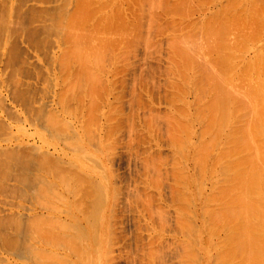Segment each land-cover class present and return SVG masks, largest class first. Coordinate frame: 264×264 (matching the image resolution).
<instances>
[{
    "label": "rangeland",
    "instance_id": "obj_1",
    "mask_svg": "<svg viewBox=\"0 0 264 264\" xmlns=\"http://www.w3.org/2000/svg\"><path fill=\"white\" fill-rule=\"evenodd\" d=\"M24 1H25V3H24ZM63 1L65 2V4ZM66 1H68V3ZM75 1H77V0H72V2H71V0H56V1L55 0H39V1L29 0V2H28V0H15L13 7H12L13 12L8 9L9 8L7 5L8 3L6 4L5 7H3V6L0 7V10H1L0 11V22H1L0 23V43L3 42L4 39L7 40L6 42H4V47H3L6 50L5 56H4V59L0 62V143H1L0 144V159H1L0 163H2L1 166L5 165L4 163L9 158L8 161L6 162V165L10 166V162L12 164L13 163L15 164L16 161H18L17 160L18 157L16 158V161L14 162L15 158L12 159L13 158V156H11L12 154L8 155L12 151H13L12 152L13 155H15V156H17L16 152H17V154H18V152L22 153L23 155L20 154L21 156L19 155V157H20V160L23 159L24 161H25V159H24V157L22 158V156L25 155V157H26L29 154L31 157V156H34L37 154L36 158H34V159L30 158V160L28 159L29 161L26 159V163H27V161L30 162L31 165H29V164L28 165L31 166L30 168L34 169L33 172H32V169L29 170V168H27L26 172H29L28 174L26 172L20 173L19 171L22 172V168L16 166V165H18L20 160L18 161L17 164H15V167L12 165L10 166V167H12L11 170L13 169L14 171L16 170L14 168L17 167V171L21 174L22 177H24L23 176L24 174L27 176L30 175V172H31L32 174L29 176L30 178H33L31 180L29 178V181L31 182V187H28V185L25 186V184H23L24 186L22 184L19 185L16 183L17 181L16 182L14 181V180L19 179V176H17V175L16 176L18 177V179L17 178L14 179L15 176L13 177V175H15V173L17 171L14 172V174H12L13 173L12 171H11V173L8 171L12 175L9 176V173L7 172L9 177H8V179L4 178V174L10 168H7L6 170H4L6 168L5 167L6 165L4 167L0 166L1 168H4L3 171L1 170V173H0V177L3 176L0 179L4 178V180H2V181L0 180V181L2 184L5 183L4 185L7 187V192H8L4 196H6V197L9 196L7 199L4 196L1 197L2 195L0 194L1 195L0 198L1 199L4 198L2 200L7 201V203L5 202L6 204H10V206L5 205L4 203H2L3 201L0 203V218H1L0 220L2 221V217H5V219L7 218L6 222H8V220H9L8 223L10 225L12 224V226L15 229H16V227L18 229L17 225H20L19 228L21 227V225H24L21 227L23 229L22 230L23 232H22V234H20V237L18 240L21 239L22 242L19 245L22 244L25 248L24 249L25 252H21L22 250L21 251L19 250L20 253H22V255L24 254L23 256L25 258L24 257L23 258H17L19 255L15 256L14 255L15 253L13 252L14 253L13 254L11 251V249L14 248L15 246L13 247V245H12L11 249L7 247L9 249V251H8V250H6L7 248L5 249L6 246L3 247V245H1V243L3 241L0 240V245H1L0 249L6 251V253H5V251L3 252L0 250V258H2V260H0L1 261L0 263L6 264L7 261L5 259H7L8 260L7 264H11V263L12 264H38V263L39 264H43V263H45V264H61V263L62 264H84V262L86 264H217V253H218V250H220V249H218V247L216 246V242L214 241V237L216 238V235H217V238H218V234H221V232H222L221 227L217 226L219 224L216 220L218 219V216L221 212L219 206H220L221 202L223 203V196H222L221 191L222 190L226 191L225 190V184H222V179L224 178V174L221 173L223 171L222 166L224 164V163L223 164H221V163L225 159L223 157V153L225 151V150H223V148L226 149V144H225V140H224L223 136L221 138L224 140V141L222 140L224 143L221 141L219 142L220 138L217 139V137H215L216 132H217V125L219 123L217 120V118H218L217 116L219 115V112L217 111V109L213 108V106H214L212 104L213 95L209 94V92L205 93V91H204V90L207 91L208 86H206V85H208V84L206 83L205 80L203 81L202 78H200L202 75V74L200 75V72H198L199 74H197V75H195L193 73V71H196L193 68H192V70H190V72H187V73L185 72L186 73V74L184 73L185 76L183 75V71H186V70L189 71V66H188L187 62L185 63V61H184L185 59L183 57H181L182 54L180 56L181 52L179 50H177V48H178V46H180V44L185 42L184 40L187 41L186 44L187 43L189 44V42H190V41H188L189 37H191L190 40H192V37L195 36V38H194L195 40L198 37L199 39H201V41H199V39H197V41L193 40V42H194L193 44L195 45V43H197L198 41L199 42L197 44H199L200 42H203L202 44L204 45V48L206 50V46H207L206 43H208L210 41L211 46H213L215 44L213 42V45H212V39L211 38L220 37L221 34L227 33L228 32L227 29H229V28H230L229 32L232 34V36L233 35H234L233 37L240 36L239 37V43L243 42V40H244L243 43H245L248 47V44H249L248 42L250 39H252L253 41H256L257 37H260V36L263 37L264 36L263 35L264 29L263 30L261 29V32L263 31V33L259 32V26H258V24H256L257 23V17H259V18L262 17L263 14H261V13H262V10L264 8H262V7H253L252 8V6H251L248 8V10L245 13L244 12L240 13L241 15L239 14L238 17H236V19H233V21L231 23H230V21L222 23L219 20L215 19L214 17H211V15H214L217 10L219 11V9H220L219 7L226 6V4L228 6L229 3H227L226 0L223 1L225 3H222V5H220L221 3L220 4L218 3V5H219V7L217 5L218 8L214 5H216L217 2H221L222 0H218V1L212 0L213 1L212 4H210L212 2L211 0H203L204 3L201 4V7H199L200 5L197 6L196 4L192 5L191 3L187 4L185 2L175 3V6H174V3H172V0H158V1L157 0H133V1L129 0V2H128V0H125V1L124 0L123 1L122 0H112V1L111 0L110 1L109 0H101V1L100 0H94L95 2L93 0H92L93 2H91L90 0L88 2V0H87L88 5L90 2L92 3V5L90 3V5H89L90 7L87 6L88 8H86V9L90 8L89 10H86L84 8V6L82 8L81 3L79 2L80 3V5H79L78 3L76 4ZM98 1H99V3H98ZM114 1H117V2H114ZM83 2L84 1L82 0V3ZM85 3H86V0H85ZM32 4H34L33 7L32 6L30 7V5H32ZM62 4L66 5V6L63 7ZM102 4H103V6H104V4H105V6L107 5V7H104V9H106V10L103 9V6H101ZM120 4H122V9L120 8L121 6H119ZM149 4H151V5H149ZM75 5H77V6H75ZM82 5H84V4H82ZM98 5L101 8L98 7ZM78 6H79V8H77ZM133 7H134V9H132ZM190 7L194 8V9H192ZM6 8H7V10H6ZM94 8H96L95 12L93 11ZM99 8L101 9V12H100V10H97ZM150 8L153 10L151 11ZM176 8H178V9H176ZM80 9H83V10L85 9V13L87 14L85 16V13L81 10L82 15H80V16H82V19L79 18L80 16H78L79 14H81V13H79ZM249 9H250V11H249ZM256 9H257V11H256ZM70 10H72V11H70ZM77 10H78V15L76 16L77 12H74V11H77ZM96 10L99 12H97ZM87 11L88 12L90 11V13L91 12L92 13L94 12V13L90 14ZM120 11H121V13H120ZM122 11L125 13V15H123L124 13ZM137 11H139V12H137ZM185 11H187V12L185 13ZM214 11H215V13H214ZM260 11H261V13H260ZM73 12L75 13V16L72 15ZM108 12L110 15L108 14L109 16L107 17ZM150 12H153V13H151L152 16L150 15ZM177 13H179V14H177ZM52 14H53V16H51ZM58 14H59V16H58ZM60 14H61V17H60ZM69 14L71 16H73L74 19H72V17ZM111 14H112V16H111ZM147 14H148V16L149 15L150 16L148 17ZM163 14H165V15H163ZM169 14H171V15H169ZM248 14H249V16H248ZM67 15H69V16H67ZM155 15L159 16V17H156ZM175 15H176V17H175ZM56 16H57V20H59L58 17L62 18V20L60 19L59 21H57ZM91 16H94V17L91 18ZM124 16H126V17H124ZM182 16L185 17L184 18L185 20L183 19ZM198 16H201V18L199 17V19H198ZM240 16L243 18H241ZM255 16H257V17H255ZM67 17H69V18L67 20H65ZM75 18H76V20H75ZM87 18H89V19H87ZM97 18H99V19H97ZM162 18L164 19V21ZM178 18L182 19L183 22H181V20ZM1 19L3 21L7 20L9 22L8 23L9 26H8V28H5L6 31L4 33L1 31V27H3L2 24L4 23ZM84 19H86V20H84ZM104 19H108V20H104ZM140 19H142V21ZM151 19H152V21H151ZM167 19H169V20H167ZM249 19H250V21H249ZM263 19H264V16H263V18H261L262 23H264ZM82 20H84V22H85L84 24H83ZM244 20H246V21H244ZM7 21H5V22L7 23ZM79 21H81V23ZM100 21H102V22H100ZM109 21L111 22V25H113V26H111V25H110L111 27L109 26V23H110ZM174 21H176V22H174ZM179 21L181 22V24ZM206 21H207V23H206ZM208 21H210L211 24H208ZM243 21L246 22L245 25H248L249 27H251L253 25V28L251 27L249 30L248 29L249 27L247 26V28L245 27L243 29H240L241 25H242L241 28L244 27ZM248 21L251 25L248 23ZM157 22L160 24H158ZM171 22H173V23H171ZM60 23L63 25L62 27L60 26L61 25ZM104 23H106V24H104ZM127 23H128V27H127ZM146 23H148L147 24L148 26L146 25ZM240 23H242V24H240ZM170 24L171 25L175 24V25L173 27ZM223 24H224V26H223ZM76 25H77V28H76ZM121 25H122V27H121ZM188 25L189 26L191 25L193 29L191 28V26H190V29H187ZM197 25L200 26L201 28L202 27L203 28L200 31V27H198V31H195L193 33L194 29L196 30ZM211 25L213 26V29L215 28L214 30L212 29L213 31L216 30L215 32H212V30H211L212 26ZM230 25L233 26L232 27L233 29H231ZM78 26L80 27V29L78 28ZM81 26H83V29L81 28ZM88 26H89V28H88ZM105 26H107V27H105ZM114 26L116 29L114 28ZM226 26H227V28H224ZM56 27H58V28H56ZM84 27H87L88 29L85 28V31H84ZM220 27H222V28H220ZM235 27H236V29H234ZM74 28H76V30H74ZM107 28H109V29H107ZM147 28H151V29H147ZM171 28H173V29L171 30ZM185 28L187 29V31L185 30ZM223 28L225 30H223ZM262 28H264V24H262ZM207 29L209 30V32ZM238 29L240 31H238ZM247 29L249 30L248 33L246 32ZM69 30H70V32H69ZM95 30L97 31L96 33L94 32ZM98 30H100V31H98ZM149 30H151V31H149ZM170 30L173 33L170 34V32H171ZM177 30L180 32L182 30H185L186 32L184 31L183 34L182 33L177 34V33H180ZM242 30H245V32L247 33L246 36H248V34H249L252 36V38H251V36H249V37H245L246 39H248L247 41L245 40V38H243V40L240 41V39H242V36L244 34V32H243L242 36L239 35V34H241L240 32H242ZM255 30L258 32L256 33ZM63 31H65V32H63ZM66 31L69 32L70 34H74L73 36L75 37V39H77L79 37L80 39L78 38V40H80V41L85 39L84 37L86 35H84V34H86V33L90 34V32L91 33L94 32V33H92L91 35H88L87 37H89V36H93V37L96 36L97 37L98 36L97 33H98L99 36L101 35L100 36L101 38H104V40L107 37H110L112 35V32H113V34L116 33L115 35H117L118 38H116L115 35H112L114 37L111 36V39L107 38L108 41L110 40V43L107 41L108 44L105 43L106 47H104L105 46V45H103L104 41H103V39H101V41H103L102 42L103 43L102 48H108V46H109V48L106 49V51L104 52V55L105 54L107 55L104 58L101 56L103 54V52L101 55L97 54V55H95L96 58H93L95 60V65L97 63L96 59H97V57H99V55L101 56V58L99 57V59H101V60L103 59L102 60L103 62H101V60L98 59L102 63L101 65L98 64V66L101 67V68H99V70H98L97 65L94 66L92 64V62L90 63V61L92 59H91V56L89 55V53H90L89 51H87V57H85L86 56V53H85L86 52V50H85L86 44L85 43H87V42L83 41L84 43L82 45H80V46L84 45V47H79L80 52L85 53V56L81 54L82 59L81 58L80 59L83 60L85 58L84 60L86 61V58H87V60H88L87 63H84L85 61H82L83 62L82 64L84 65V67L89 66V67L93 68V70H95V71H93L94 73H91V71H90L91 75L92 74L95 75L94 77L92 75L93 79H91L88 75H86L87 74L86 71H81L83 69L82 68L83 66H80V64H79L80 63L79 57H78V59H79L78 64L80 66L79 69H77V66H74V63H76L75 62L76 58L74 59L71 56H72V52L75 53V51H71L72 49H70V48H72V46L71 47L69 46L70 47L69 48L68 44H66L67 42H69V41H67L69 39L68 37L71 36ZM86 31H88L89 33ZM101 31L102 32L104 31V32L102 33ZM121 31H123V34L121 33ZM233 31H235L234 34H233ZM250 31L251 32L253 31V32L250 33ZM75 32H76V34H75ZM109 33H111V35ZM130 33H131V35H130ZM159 33H161V34H159ZM67 34H69V35H67ZM106 34H108V35L106 36ZM125 34L126 35L128 34L129 37H128V35L125 37ZM137 34H139L140 36ZM162 34H164V35H162ZM200 34L204 35V36H201ZM119 35H121V38L119 37ZM145 35H146V38H145ZM148 35H149V37H147ZM174 35L178 36V38H176ZM257 35H259V36H257ZM207 36H208V38L210 37V39H211V40H208V42H206ZM255 36H257V37L254 38ZM136 37L137 38L140 37V38L137 39ZM171 37H173V38H171ZM179 37H181V40H183L182 37H185L183 42L179 40ZM187 37H188V40H187ZM73 38L71 36L70 39H72V41H73L74 40ZM149 38L151 39V42H153L154 44L157 41L158 45L157 44L154 45L153 43H151ZM154 38H155V40H153ZM174 38H176V39H174ZM64 39H66V40H64ZM96 39L97 38H95V40ZM122 39H124V40L127 39L128 41H126V40L121 41ZM147 39L149 40L148 41L149 43L145 42ZM165 39H167V40H165ZM170 39L179 40L180 44L176 43L177 48L175 49V51L173 50V48L175 46V45H173V43L178 42V41H174V42L172 41L173 43L170 44V42H171ZM78 40L77 41L75 40V42H78ZM85 40H87V39H85ZM113 40H116V41L119 40L121 43L118 41L117 42L113 41ZM89 41H90V43H87L89 45V47H91V45L96 46L97 42H95L94 39L88 40V42ZM204 41H205V44H204ZM94 42H95V44H94ZM105 42H106V40H105ZM115 42L117 44H115ZM73 43H74V41H73ZM78 43H81V42H78ZM78 43H76V44L78 45ZM126 43H127V45H126ZM147 43H148V47H146ZM160 43H161V45H160ZM191 43L192 42H190V44ZM71 44H72V42H71ZM143 44L145 46H143ZM149 44H151L150 45L151 47H149ZM202 44L200 43L197 46L196 45L193 46V50L196 47H198V48H200V49H198V51H200V53H201L202 52L201 50L204 49V48H202L203 47ZM245 44H243V45L246 46ZM250 44L252 45L253 43H250ZM99 45L102 46L101 44H99ZM170 45L173 47L171 48ZM200 45L202 47H199ZM243 45H240L239 47H241ZM258 45H259V43L257 44V46ZM169 46H170V49H172L173 51L169 49ZM184 46H185V44H184ZM211 46L209 45L208 48L210 49ZM65 47L70 49V50L69 49L66 50L67 51L66 54L64 53V52H66V51H64ZM123 47H124V49H123ZM130 47H131V49H130ZM143 47H146L145 50L148 49L151 52L148 50H147L148 52L144 51ZM83 48H85V49H83ZM119 48H120V50H119ZM125 48H126V50H129L130 53H127L129 51H125ZM156 48H157V50H156ZM166 48L168 50V52H167L168 54L166 53V51H167ZM212 48H213L212 51L208 53L210 56L204 53V57H205L207 62L205 61L204 58H202V57H200V58L203 59L202 62L204 63V65H207L206 67H208V70L210 69V72L214 71V69H215L216 70V71H214L215 73L217 72V74H218V72H219L222 75L223 73L221 72V70H222L223 66L220 65V63L222 62L221 59L223 58L222 53L220 51L216 50L217 48H215V46H213ZM109 49L112 50V52ZM134 49H135V51H132ZM214 49L216 51H214ZM83 50H85V51H83ZM101 50H103V49H101ZM108 50H109V52H108ZM169 50L173 53L170 54L171 52ZM196 50H197V48H196ZM68 51H71V53ZM106 52H108V53H106ZM117 52H119L120 55H116V54H119ZM215 52L216 53L219 52L217 54H221V55L215 56L216 55ZM248 52H249L248 49L246 51H237L236 52V56H238V55L239 56H242V55L245 56V57H241L240 59L239 58L237 59V61H241L240 62L241 64L239 62H237V65L239 63V65L237 66L239 71L242 68L243 61H245L247 57L250 58L252 56V53L250 52V54H249ZM95 53L96 52H94V54ZM124 53L127 54L128 57H127V55H124ZM195 53H197L196 54L197 56L194 54L193 57L197 58L198 54H200V53H198V52H195ZM206 53H207V51H206ZM76 54H77V52H76ZM92 54L93 53H91V55ZM169 54H170V56H168ZM81 55H80V57H81ZM172 55L175 58L177 57V59H178V57H179V59L182 58L181 60H179L180 63L175 58L173 60ZM119 56L120 57L122 56L121 57L122 61H121ZM199 56H201V55H199ZM202 56H203V54H202ZM206 56H208V58ZM51 57H52V59H51ZM210 57L212 60L210 59ZM219 58H221V59H219ZM216 59H217V61H216ZM0 60H1V54H0ZM69 60L70 61L73 60V61H71L72 63ZM107 60L109 62L110 61L111 62L109 63ZM115 60H117V61H115ZM99 61H98V63H99ZM253 61H254L253 59H250L249 62H253ZM60 62H61V65H59ZM125 62H126V64H125ZM170 62H172V63L175 62V64H172L174 66L170 65ZM203 63L200 66H204ZM215 63H217V64H215ZM85 64H87L88 66H86ZM166 64H167V67H166ZM179 64H180V66H177ZM184 64H187V65L184 66ZM250 64L251 63L248 64V68L246 67L247 69H245L244 71L241 69L245 73V74H243V75H245V78H242L243 81L237 77V75H239L238 73H240V72H241L240 77L242 75V71L239 72L238 69L235 71L232 69L233 71L231 70V72L229 69L228 76H230V75L232 76V73L235 72L234 73L235 75L233 74L232 77L230 76V82H229L230 84H228L227 81L224 80V79H227L228 77L227 78H225V77L221 78V79H223V81H221V79H219L220 76L217 77L219 74L218 75L216 74L217 75L216 77L219 79V81L222 85H224L226 82L227 85L233 86L235 84H233V83L231 84V82H233L234 78H235V80H237V78H238L239 82H241L240 83L241 86L244 84H245L244 86H246V83H244V82H247L248 77H249L250 81L252 82V78L255 79L258 76V75L257 76L255 75V72H256L255 68L253 69V67H255L254 64H253V66L251 64V67H250ZM208 65H211L213 70H211L210 66H208ZM112 66H114V68ZM170 66L172 67L173 70L176 68L179 69L178 67L182 66V68L180 70H174L175 73L178 72L176 75L179 76L178 78L181 77L180 80L177 78V76H175V73H173L174 75L172 74L173 71H171V72L167 71L169 69L172 70ZM74 67L76 69H74ZM174 67H176V68H174ZM226 67L227 66L224 65V69L226 70V71H224V69H223L224 73L228 72ZM249 67H250V69H249ZM185 68H186V70H185ZM84 69L87 70L86 68H84ZM182 69H183V71H182ZM251 69L254 70L253 74H252L253 71ZM64 70H65V72H64ZM259 71H262V73H260ZM263 71H264V64H262V66H260V68L258 69V72L256 74L260 73L261 75H264ZM214 72H212V73L215 75ZM192 73L194 74V76L196 78L193 76ZM195 73H197V71ZM165 74H167V75H165ZM252 75H255L256 77L255 76L253 77ZM192 76H193V82H191ZM86 77L89 78L87 81L85 80ZM188 77H189L190 81H189ZM77 78L78 79H80V78L84 79V80L81 79L82 80V82H80V83H82L81 85H80L79 81L76 80ZM170 78H172V79H170ZM71 79H72V81H71ZM177 79L179 80V82L180 81H182V82L179 83L177 81ZM249 79H248V81H249ZM227 80L229 81V78ZM77 81L79 84L77 83ZM88 81H90V82H88ZM174 81H175V83H174ZM72 82H74V84ZM94 82H95V84L92 85V83H94ZM242 82L244 84H242ZM66 83L69 84L70 87L76 86L75 87L76 89L73 87L72 91H71L70 87L68 85L67 86L69 88L66 86ZM181 83H182V85H180ZM76 84H78L79 88L77 87ZM173 84H174V86H173ZM199 84H201V87ZM71 85H73V86H71ZM105 85H106V88H105ZM197 85H199V86H197ZM249 85H251L250 82L247 86L249 87ZM80 86H82V87H80ZM169 86H171V87L173 86L172 89ZM178 86H179V88H178ZM183 86H184V88H186L185 90H184ZM81 88H84V89H81ZM93 88L95 91L93 90ZM174 88H176L177 90ZM192 88L194 90L198 89L199 91L198 90L194 91ZM69 89H70V91H69ZM172 90H174V91H172ZM178 90H179V92H178ZM244 90H245V88H244ZM187 92L189 93L188 95H187ZM91 94H92V96H91ZM182 94H183V96H182ZM203 94H205V96L207 98L206 97L204 98ZM174 95L175 96L178 95V96L175 97ZM197 95L200 97L198 98ZM179 96H181V97H179ZM91 97H92V100H91ZM200 98L202 99V101H204V99H206L205 102H202V101L198 102V100H201ZM171 99L172 100L174 99L175 101L174 100L172 101ZM181 99H182V101H181ZM59 100H61V101H59ZM177 100H180V101H178V103H177ZM173 102H174V104H173ZM200 102L203 104H201ZM175 103H176V105H175ZM178 104H179V106H178ZM196 104H199V106L197 105L198 107L197 106L195 107ZM205 106H206V108H204ZM194 109H195V112H193ZM206 109H207V111H206ZM172 110H173V112H172ZM213 110H216L215 112H217L218 114L215 116L212 115V114H215L213 112ZM182 113H184L186 116L183 115ZM196 114H198V116L200 118L199 121L197 120L198 116ZM202 114H206V115H204V117H203ZM178 115H179V117H178ZM167 116H168V118H167ZM176 116L179 120L177 118H175ZM180 116H181V118H180ZM213 116L215 118H213ZM166 118H167V120H166ZM207 119H208V121H207ZM213 119H214V121H213ZM183 120H185V121H183ZM187 120H189V121H187ZM193 120L195 121V123ZM18 121H20V122H18ZM92 121H93V123H92ZM171 121L172 122L174 121L175 124H173ZM189 122L191 123L190 125H189ZM209 122H211V125ZM212 122L214 124H212ZM245 122H246V120H245ZM249 122L250 121H248L246 123H249ZM168 123H170V124H168ZM181 123L183 125H181ZM202 123L204 124V126ZM216 123H217V125H216ZM243 123H244V121H243ZM167 124L169 126H167ZM174 126H176V127L174 128ZM182 126H183V128H182ZM209 126H211V128ZM213 126H214V128H213ZM245 126H246V124H245ZM18 128H19V130H18ZM170 128H172L176 131L178 130L179 133L175 131L174 133H178V134H176V136L174 134L171 135L172 130ZM184 128H187V129L184 130ZM192 128L194 131L192 130ZM209 130L211 131L210 132L211 134L208 137L207 134L209 133ZM222 130H223V128H222ZM182 131H186V132H183V135H181L180 133ZM199 132L202 134L201 136H200ZM213 132H214V137L217 141L213 140L214 139ZM204 133H206V134L203 135ZM186 136L188 138H189V136H191V137H190V139H188ZM177 137L180 140L182 138V141H180L179 139L177 140L176 139ZM199 137H201V141L198 142V139H200ZM6 138L12 142H10L9 140L6 141L7 140ZM207 138H209V139H207ZM186 139H188V140H186ZM210 139L212 141H210ZM44 140H45V142H44ZM86 140H87V142H86ZM202 140H203V144H202ZM213 141L216 142V144H215L216 148H215V146H213L215 143ZM41 142H43V143H41ZM173 143H174V146H173ZM222 143L224 146H222ZM181 144H182V146H181ZM205 144H206V146H204ZM208 145H212V146L209 148ZM185 146L187 147V149ZM195 146H196V148H195ZM11 147H12V149H11ZM33 148H35V149H33ZM54 148H57L58 151ZM58 148H60V149H58ZM180 148H182L183 151ZM55 150H56V152H55ZM219 150H221V152ZM41 152H44L45 155H43V153H41ZM193 152H194V154H193ZM34 153H36V154H34ZM86 153H88L89 155ZM90 154H92V155H90ZM216 154L218 156H216ZM3 155H5L6 157ZM46 155H49V157L47 156V158H46ZM50 155H51V157L53 155L55 160H53L50 157ZM63 155H65V156H63ZM74 155H75V161L76 162L78 161L76 164L74 163L75 162L74 157H73ZM173 155H175V157ZM190 155H192V156H190ZM205 155H206V157H205ZM66 156H67V158H66ZM69 156H70V158H69ZM76 156L78 159L76 158ZM78 156L80 157V159ZM4 157L7 159H5ZM42 157L44 158L43 160H48V158H50L49 159L50 163H47V166H48V164L51 165L53 163V161H55L58 164L62 163V164H59L61 167L57 164L58 166L56 168L59 169L58 171H60V168H61V170L65 173H62V171H60L61 175L59 173H56V174H59V176H57L56 174H53L54 173L53 170L55 168L52 169V167H54V165L53 166L51 165L52 167L50 166V168L47 167V169L45 167L46 166L45 164H43L45 166L40 165L41 167L40 166L39 167L42 170L38 166L34 167V165H39L38 160H41ZM2 158H4L3 159L4 161L2 160ZM26 158H28V157H26ZM68 158L70 159V161ZM222 158H224V159L222 160ZM32 159L35 161V163L33 162ZM89 159L93 160L95 162L96 166L94 165V162L93 163L88 162V161H91ZM9 160H10V162H9ZM57 160H58V162H57ZM80 160H82L83 163ZM176 160H177L178 164H176L177 163ZM181 160H182V162L180 163ZM1 161H3V162H1ZM36 161H38L37 162L38 164L36 163ZM67 161H69V162H67ZM71 161L73 164V165L71 164L72 166L69 164V163H71ZM8 162H9V164H8ZM31 162H33V164ZM65 162L67 165L64 164ZM56 163H54V164H56ZM85 163H87V165ZM218 163H220V164H218ZM68 164L71 166V167H69L70 169L67 167ZM77 164H79V165H77ZM80 164L83 168L80 167ZM144 164H145V166H144ZM204 164H205V166H204ZM25 165L26 164L24 163V166ZM28 165H26V166L28 167ZM74 165H75V167H74ZM89 165L92 167H90ZM172 165H175V166L177 165V166L176 167L174 166V169H173ZM213 165L216 167L214 168ZM217 165H220V166H218V168H221L218 170L219 173L217 172V169H218ZM62 166H63V168H62ZM76 166H77V170H75ZM88 166H89L90 170H89V168L87 169ZM180 166H184V167L181 168ZM18 168H20L21 170H19ZM24 168H26V167H24ZM208 168H211V169H208ZM64 169H66L67 172L64 171ZM206 169L209 171H207ZM23 170L25 171V169H23ZM87 170H89V171H87ZM202 170H204V172L206 171L207 173L204 175V172ZM220 170H222V171H220ZM3 172H4V174H3ZM84 172H87V174L89 176L87 177V175H85ZM91 172H92V174H91ZM186 172H187V174H186ZM201 172H203V174ZM210 172H213V175ZM19 173H18V175H19ZM74 173H75V175H74ZM89 173L91 174L92 177L90 176ZM38 174H40V175H38ZM210 174L212 176L215 175V177H212ZM217 174H219V176ZM33 175L36 176V178L31 177ZM52 175H54V176L56 175L57 179H56V177L54 179V177ZM71 175L75 176V179L72 178ZM203 175H204V177H202ZM62 176H64V177H62ZM208 176H209V181H207ZM58 177L60 179H58ZM82 177H83V179H82ZM85 177H87V179L88 178L89 179L86 181V179L84 180ZM173 177H174V179L175 178L176 179L174 180ZM211 177H212V179H210ZM70 178H72V180ZM79 178H80L81 182H80ZM215 178L217 180H218V178L221 179L220 182H218L217 180L215 181ZM34 179H36V180H34ZM196 179L199 181H197ZM37 180H39V183L37 182L38 184L35 182ZM3 181H4V183H3ZM9 181H11V182H9ZM19 181H21V179H19L18 182ZM29 181H27L28 184H30ZM40 182H41V184H40ZM45 182H47V183H45ZM177 183H179V184H177ZM209 183H210V185H209ZM215 183L217 185H215ZM34 184H36V185H34ZM40 185H42V189H41L42 191L39 190L40 192H38L37 189H35V188H38V186L40 188ZM212 185H214V186H212ZM43 186H45V187H43ZM65 186L68 188L67 189L68 191H66L67 193L65 192V188H66ZM215 186H216L217 190L215 189ZM1 187H3V185ZM23 187H26V188L28 187V188H33V189H31V190L28 189L29 192H27V191H25L26 188H25V190H23ZM74 187L76 189H74L73 191L76 192L75 194H77L76 197H74V198H77V199H74L72 197V195L70 194L71 193L70 191H72V188H74ZM183 187H186L184 189L186 190V193L188 192L187 194L184 193L185 190L184 191L182 190ZM211 187L212 188L214 187V189H213L214 191L210 190ZM2 189L6 190V188H4V187L0 188V190H2ZM18 189H20L21 191H19ZM69 189H71V190L69 191ZM33 190H36V191H33ZM22 191L24 193H22ZM13 192H15V193L17 192L16 195H14ZM19 192H21V194ZM68 192H69V195H68ZM199 192H201V193H199ZM64 193H66V194H64ZM13 195H14V197H12ZM53 195L57 196V197L54 198ZM59 195L62 197H60ZM22 197H23V199H21ZM205 197L207 198V201L209 203L210 202L215 203L217 201L218 204L215 203L214 205H216V206H212L213 204L212 203L209 204L206 201ZM51 198H53L54 201ZM99 198H100V200H99ZM35 199H37V200H35ZM220 199H221V202H220ZM41 201L44 204H42ZM74 201H76V202H74ZM202 201H203V203H202ZM204 201H206L208 204L207 203L204 204L205 203ZM50 203H53L52 207L55 206L53 208H56V209L53 211H55L56 214H53L55 212L51 211L48 208L49 205H51ZM43 205L45 207L47 206L46 208L48 210L45 208L43 209L42 208V207H44ZM201 206H203V207H201ZM58 207H59V210H58ZM85 209L88 212L85 211ZM211 209H213V210H211ZM77 210H78V212H77ZM50 211H51V213H50ZM94 211H95V213H94ZM189 212H190V215H189ZM16 213H18V216H16L17 215ZM155 213H156V215H155ZM213 214H214V216H213ZM9 215H12L11 217H12L13 223L18 220V222H21V224L18 223L16 225L17 222L15 224H13L11 222V219H10L11 217L10 218L8 217ZM20 215H22L21 218H20ZM53 215H55L58 218V220ZM176 215H179V216H176ZM66 216H67V219H66ZM204 216L206 219L204 218ZM207 216H208V218H207ZM49 217L51 219H52V217H55V219L57 220L55 223L58 224L57 222H59V224L60 223H62V224H60V226H56V227L54 225H52V227H54V228H51V226H50L51 224H49V222H48ZM178 217H182V219L179 218L177 220ZM186 217H188V218H186ZM19 218L21 219V221L19 220ZM23 218H24V220H23ZM89 218L90 219L92 218L93 222H91V220ZM55 219L53 218V220H55ZM86 219H88V220H86ZM36 220H38V222L40 221L39 224H37ZM179 220L180 221L183 220V221L179 222ZM185 220H187L189 222H187ZM1 221H0V225H1ZM46 221H47V223H46ZM63 221L65 222V227H63V224H64ZM89 222L93 223L94 225L90 224ZM183 222H184V225H182ZM205 222H207V223H205ZM34 223H35V225H34ZM47 224H49L50 227ZM203 224L204 225L206 224V225L204 226ZM208 224L211 226H215V227L217 226V227L212 228L211 226L209 227ZM91 225L93 226V228ZM180 225H181V227H180ZM4 227L5 226H3V228ZM13 227H9L12 230L11 229H7V230L3 229L4 231H2V229L0 228V230H1L0 234L1 235H2V232H5V236L7 235V238L11 237V235H12L13 238L12 237L10 238V242H11V239L12 240L14 238L16 239L18 237L17 235L19 234L18 232L16 234L17 229L13 230ZM179 227L181 230H179ZM206 227L207 228L209 227V229L207 230ZM52 229H54V230L52 231ZM193 229H195V230H193ZM211 229H212V233H210ZM216 229H217V231H216ZM19 232H21L20 229H19ZM73 232H75V233H73ZM179 232L181 233L180 235H179ZM14 233H15L16 237H15V235H13ZM193 233L195 236H193ZM208 234H210V235H208ZM3 235H4V233H3ZM64 235H68V236H64ZM210 236L212 238H210ZM184 237L187 239H185ZM7 238L5 237L4 239H7ZM211 239H212V241H211ZM8 240H9V238H8ZM18 240L16 243H18ZM216 240H218V239H216ZM74 241H75V243H74ZM181 241H182V243H181ZM205 241H207V242H205ZM72 242L74 243V245H72L73 244ZM76 242H77V244H76ZM82 242H84L83 245H82ZM202 242H203V244H201ZM214 242H215V244H214ZM12 243H15L14 240ZM51 243H54V244H51ZM185 243H186V245H185ZM211 243H213L212 244L213 246L212 245L210 246ZM47 244H49V245H47ZM187 244L189 245V247ZM207 244L209 246H207ZM10 245H11V243L9 244V246ZM84 245H85V248H84ZM75 246H77V247H75ZM1 247L4 249H2ZM78 247L81 249V250L79 249V253H77ZM209 247H215V248H212V251H211V248H209ZM19 248L17 247V249H19ZM34 248H36V250ZM74 248H76V250ZM17 249H16V251H17ZM47 251H49V252H47ZM85 251H87V252H85ZM157 251H158V253H156ZM7 252H8V254H7ZM81 252L83 253V255L81 254ZM105 252H106V254H105ZM154 252H155V254H154ZM10 253H12L13 255L12 254L10 255ZM35 253H36V255L34 256L33 254H35ZM58 254H59V256H57ZM60 256H62L61 258L63 260L61 258H59ZM3 258H5V259H3ZM35 258H36V260H35ZM44 258H45V260H44ZM48 258H49V260H48ZM51 259L53 261H51ZM184 259H187V260L184 261ZM34 260L38 261V262H34ZM9 261H11V262H9ZM39 261H41V262H39ZM201 261H202V263H201Z\"/></svg>",
    "mask_w": 264,
    "mask_h": 264
},
{
    "label": "bare ground",
    "instance_id": "obj_2",
    "mask_svg": "<svg viewBox=\"0 0 264 264\" xmlns=\"http://www.w3.org/2000/svg\"><path fill=\"white\" fill-rule=\"evenodd\" d=\"M14 1L15 0H0V7H5L6 6V4L8 5V9L10 10V11H12V7H13V4H14ZM35 1V0H34ZM36 1H39V0H36ZM56 1V0H55ZM78 1V2H77ZM77 1H75V3L77 4H79L80 5V3H81V6H82V8H83V6H84V8L86 9V8H88L87 6H89L90 5V3L91 2H93L92 0H90L91 2L89 3V5L87 4V0H86V3H85V0H83L84 2L82 3V0L80 1V0H77ZM101 1V0H100ZM110 1V0H109ZM112 1V0H111ZM123 1V0H122ZM125 1V0H124ZM133 1V0H132ZM158 1V0H157ZM212 1V0H211ZM213 1H216V0H213ZM213 1L210 3V4H212L213 3ZM218 1V0H217ZM223 1H225V0H222L221 2H217L216 3V5H214V6H216L217 7V5H218V3L220 4V5H222V3H225V2H223ZM28 2H29V0H28ZM64 2V1H63ZM67 3H68V1H66ZM71 2H72V0H71ZM80 2V3H79ZM88 2H89V0H88ZM95 2V1H94ZM114 2H117V1H114ZM113 2V3H114ZM119 2V1H118ZM128 2H129V0H128ZM131 2V1H130ZM160 2V1H159ZM182 3V2H185V3H187V4H196L197 6H199V7H201V4L202 3H204V1L203 0H172V3H174V6H175V3ZM226 2L227 3H229V5L227 6V4H226V6H221V7H219V5H218V7L220 8L219 9V11L217 10L216 11V13H215V11H214V15H211L210 13V15H211V17H214L215 19H217V20H219L220 22H222V23H225V22H229L230 21V23L233 21V19H236V17H238V15L240 14V13H242V12H246L247 10H248V8L249 7H251L252 6V8L253 7H262V8H264V0H226ZM20 3V2H19ZM24 3H25V1H24ZM23 3V4H24ZM27 3V2H26ZM74 3V4H75ZM98 3H99V1H98ZM122 3V2H121ZM64 4H65V2H64ZM72 4V3H71ZM82 4H84V5H82ZM96 4V3H95ZM140 4V3H139ZM148 4V3H147ZM160 4V3H159ZM33 5L34 4H32V5H30V7L32 6L33 7ZM61 5V4H60ZM63 5V4H62ZM86 5V6H85ZM91 5H92V3H91ZM117 5V4H116ZM141 5V4H140ZM149 5H151V4H149ZM180 5V4H179ZM178 5V6H179ZM208 5V4H207ZM64 6H66V5H63V7ZM75 6H77V5H75ZM101 6H103V4L101 5ZM110 6V5H109ZM119 6H121L120 8L122 9V4H120ZM203 6V5H202ZM206 6V5H205ZM71 7V6H70ZM90 7V6H89ZM98 7H100L99 5H98ZM104 7H107V5L105 6V4H104V6H103V9H104ZM125 7V6H124ZM132 7V6H131ZM164 7V6H163ZM182 7V6H181ZM204 7V6H203ZM217 7V8H218ZM77 8H79V6L77 7ZM76 8V9H77ZM101 8V7H100ZM97 9V10H100V12H101V9ZM110 8V7H109ZM116 8V7H115ZM114 8V9H115ZM137 8V7H136ZM190 8H192V7H190ZM197 8V7H196ZM207 8V7H206ZM205 8V9H206ZM212 8V7H211ZM210 8V9H211ZM85 9L83 10V9H80V11H79V13H81V10L85 13ZM90 9V8H89ZM89 9H86V10H89ZM95 9L96 8H94V12H95ZM102 9V10H103ZM132 9H134V7L132 8ZM131 9V10H132ZM148 9V8H147ZM165 9V8H164ZM176 9H178V8H176ZM192 9H194V8H192ZM260 9V8H259ZM258 9V10H259ZM6 10H7V8H6ZM79 10V9H78ZM78 10L77 11H74V12H77L76 13V16L78 15ZM92 10V9H91ZM96 10V11H97ZM104 10H106V9H104ZM116 10V9H115ZM119 10V9H118ZM117 10V11H118ZM150 10L152 11L153 9H151L150 8ZM159 10V9H158ZM169 10V9H168ZM185 10V9H184ZM264 10V9H263ZM262 10V13H261V11H260V13L261 14H263L262 15V17L261 18H263V16H264V11ZM1 11V10H0ZM70 11H72V10H70ZM69 11V12H70ZM108 11V10H107ZM157 11V10H156ZM174 11V10H173ZM189 11V10H188ZM249 11H250V9H249ZM254 11V10H253ZM256 11H257V9H256ZM13 12V11H12ZM63 12V11H62ZM73 12V16H75V13ZM88 12V11H87ZM93 12V13H94ZM97 12H99V11H97ZM96 12V13H97ZM119 12V11H118ZM123 12V11H122ZM137 12H139V11H137ZM141 12V11H140ZM187 11H185V13H186ZM59 13V12H58ZM88 13H90V11L88 12ZM92 13V12H91ZM90 13V14H91ZM92 13V14H93ZM95 13V14H96ZM120 13H121V11H120ZM124 13V12H123ZM146 13V12H145ZM151 13H153V12H150V15H151ZM159 13V12H158ZM165 13V12H164ZM198 13V12H197ZM205 13V12H204ZM203 13V14H204ZM251 13V12H250ZM67 14V13H66ZM71 14V13H70ZM69 14V15H70ZM104 14V13H103ZM109 14V12L107 13V17L110 15H108ZM127 14V13H126ZM140 14V13H139ZM149 14V13H148ZM148 14H147V16H148ZM177 14H179V13H177ZM181 14V13H180ZM208 14V13H207ZM57 15V14H56ZM69 15H67V16H69ZM80 15H82V13L81 14H79L78 16H80ZM87 14L85 13V16H86ZM105 15V14H104ZM123 15H125V13L123 14ZM149 15V16H150ZM159 15V14H158ZM163 15H165V14H163ZM169 15H171V14H169ZM201 15V14H200ZM241 15V14H240ZM251 15V14H250ZM254 15V14H253ZM252 15V16H253ZM2 16V15H1ZM51 16H53V14L51 15ZM58 16H59V14H58ZM71 16V15H70ZM73 16H71L72 17V19H74L73 18ZM99 16V15H98ZM103 16V15H102ZM111 16H112V14H111ZM148 16V17H149ZM152 16V15H151ZM156 16V15H155ZM174 16V15H173ZM188 16V15H187ZM193 16V15H192ZM204 16V15H203ZM208 16V15H207ZM245 16V15H244ZM248 16H249V14H248ZM258 16V15H257ZM257 16H255V17H257ZM50 17V16H49ZM60 17H61V14H60ZM60 17H58L59 18V20L61 19L62 20V18H60ZM66 17V16H65ZM92 17H94V16H91V18ZM97 17V16H96ZM100 17V16H99ZM122 17V16H121ZM124 17H126V16H124ZM129 17V16H128ZM133 17V16H132ZM147 17V18H148ZM156 17H159V16H156ZM162 17V16H161ZM175 17H176V15H175ZM178 17V16H177ZM181 17V16H180ZM183 17V16H182ZM194 17V16H193ZM199 17L201 18V16H198V19H199ZM210 17V18H211ZM241 17V16H240ZM239 17V18H240ZM251 17V16H250ZM254 17V16H253ZM252 17V18H253ZM69 17H67L65 20H67ZM78 18V17H77ZM79 18H81L82 19V16H80ZM86 18V17H85ZM106 18V17H105ZM111 18V17H110ZM138 18V17H137ZM185 17H183V19H184ZM209 18V17H208ZM207 18V19H208ZM241 18H243V17H241ZM248 18V17H247ZM246 18V19H247ZM261 18H259V17H257V23L256 24H258V26H259V32H261V29L263 30L264 28H262V24H264V23H262V20H261ZM5 19V18H4ZM50 19V18H49ZM87 19H89V18H87ZM97 19H99V18H97ZM96 19V20H97ZM103 19V18H102ZM101 19V20H102ZM109 19V18H108ZM108 19H104V20H108ZM124 19V18H123ZM145 19V18H144ZM150 19V18H149ZM158 19V18H157ZM161 19V18H160ZM163 19V18H162ZM166 19V18H165ZM175 19V18H174ZM178 19H180V18H178ZM192 19V18H191ZM194 19V18H193ZM203 19V18H202ZM214 19V20H215ZM2 20V19H1ZM56 20H57V16H56ZM59 20H57V21H59ZM64 20V21H65ZM75 20H76V18H75ZM80 20V19H79ZM84 20H86V19H84ZM84 20H82V22H83V24L85 23L84 22ZM125 20V19H124ZM123 20V21H124ZM141 21H142V19H140ZM148 20V19H147ZM146 20V21H147ZM155 20V19H154ZM167 20H169V19H167ZM176 20V19H175ZM181 20V22H183V20L182 19H180ZM185 20V19H184ZM240 20V19H239ZM3 21V20H2ZM5 21H7V20H5ZM5 21H3L2 23V25H3V27H1V31L4 33L5 31H6V29L5 28H8V21H7V23L5 22ZM72 21V20H71ZM70 21V22H71ZM74 21V20H73ZM88 21V20H87ZM113 21V20H112ZM128 21V20H127ZM135 21V20H134ZM139 21V20H138ZM144 21V20H143ZM151 21H152V19H151ZM160 21V20H159ZM158 21V22H159ZM163 21H164V19H163ZM218 21V22H219ZM244 21H246V20H244ZM243 21V22H244ZM249 21H250V19H249ZM249 21H248V23H249ZM263 21H264V19H263ZM68 22V21H67ZM80 23H81V21H79ZM100 22H102V21H100ZM110 22V21H109ZM114 22V21H113ZM116 22V21H115ZM121 22V21H120ZM125 22V21H124ZM123 22V23H124ZM155 22V21H154ZM157 22V23H158ZM174 22H176V21H174ZM180 22V21H179ZM181 22H180V24H181ZM204 22V21H203ZM219 22V23H220ZM237 22V21H236ZM1 23V22H0ZM59 23V22H58ZM66 23V22H65ZM73 23V22H72ZM71 23V24H72ZM88 23V22H87ZM86 23V24H87ZM118 23V22H117ZM129 23V22H128ZM128 23H127V27H128ZM132 23V22H131ZM135 23V22H134ZM156 23V24H157ZM171 23H173V22H171ZM178 23V22H177ZM202 23V22H201ZM200 23V24H201ZM206 23H207V21H206ZM214 23V22H213ZM229 23V24H230ZM235 23V22H234ZM233 23V24H234ZM252 23V22H251ZM61 24V23H60ZM76 24V23H75ZM79 24V23H78ZM104 24H106V23H104ZM108 24V23H107ZM148 23H146V25H147ZM158 24H160V23H158ZM198 24V23H197ZM208 24H211L210 23V21H208ZM240 24H242V23H240ZM246 24V22H244V27H242L241 28V26H240V29H243V28H247V26L248 25H245ZM250 24V23H249ZM111 25V22L109 23V26ZM153 25V24H152ZM162 25V24H161ZM171 25V24H170ZM175 25V24H174ZM174 25L172 24L171 26H173L174 27ZM194 25V24H193ZM202 25V24H201ZM213 25V24H212ZM211 25V26H212ZM215 25V24H214ZM226 25V24H225ZM228 25V24H227ZM251 25V24H250ZM53 26V25H52ZM51 26V27H52ZM61 27L63 26L62 24L60 25ZM111 26H113V25H111ZM110 26V27H111ZM117 26V25H116ZM125 26V25H124ZM148 26V25H147ZM191 26V25H190ZM190 26L188 25V28L187 29H190ZM203 26V25H202ZM223 26H224V24H223ZM222 26V27H223ZM238 26V25H237ZM257 26V25H256ZM74 27V26H73ZM103 27V26H102ZM105 27H107V26H105ZM109 27V28H110ZM120 27V26H119ZM121 27H122V25H121ZM126 27V26H125ZM135 27V26H134ZM157 27V26H156ZM155 27V28H156ZM162 27V26H161ZM194 27V26H193ZM198 27H200V26H198L197 25V27H196V30L194 29V31H193V33L195 32V31H198ZM206 27V26H205ZM222 27H220V28H222ZM229 27V26H228ZM230 27H231V29H233L232 27L233 26H231L230 25ZM249 27V26H248ZM252 28H253V25L251 26ZM251 27H249L248 29L250 30V28ZM261 27V28H260ZM56 28H58V27H56ZM76 28H77V25H76ZM76 28H74V30H76ZM78 28L80 29V27L78 26ZM81 28L83 29V26H81ZM85 28H87V27H84V31H85ZM88 28H89V26H88ZM87 28V29H88ZM98 28V27H97ZM109 28H107V29H109ZM113 28V27H112ZM114 28H115V26H114ZM185 28V30L187 31V29ZM191 28H192V26H191ZM203 28V27H202ZM201 27H200V31H201V29H202ZM224 28H227V26L226 27H224ZM223 28V30H225ZM256 28V27H255ZM50 29V28H49ZM52 29V28H51ZM78 29V30H79ZM105 29V28H104ZM106 29V30H107ZM116 29V28H115ZM121 29V28H120ZM119 29V30H120ZM126 29V28H125ZM137 29V28H136ZM144 29V28H143ZM147 29H151V28H147ZM157 29V28H156ZM173 28H171V30H172ZM183 29V28H182ZM193 29V28H192ZM213 29V26H212V28H211V30ZM215 29V28H214ZM213 29V30H214ZM219 29V28H218ZM230 29V28H229ZM229 29H227V33H224V34H221V36L220 37H213V38H211L212 39V45H213V42L215 43L213 46H215V48H217L216 50H218V51H220L221 53H222V59L221 58H219V59H221V63H220V65L221 66H223V68H222V70H221V72L223 73L222 75L218 72V74H217V72L215 73L214 71H216L215 69H214V71H211L210 72V69L208 70V67H206L207 65H204V63L202 62V60L203 59H201L200 57H202V58H204L205 59V57H204V53L205 54H207V55H209L208 53L209 52H211L212 51V47L213 46H211V42L209 41L208 42V40H211L210 39V37L208 38V36H207V41L206 42H208V43H206V50H205V48H204V45L202 44L203 42H200L201 44H202V46L200 45L199 47H202V48H204V49H202L201 51L203 52H201L200 53V51H198V49H200V48H198V47H196L197 48V50H196V48L193 50V46H197V45H199V44H197L199 41H201V39H199L198 37H197V39H199V41L197 42V43H195V45L193 44L194 42H193V40L194 41H197V39L195 40L194 38H195V36L194 37H192V40H190V38L191 37H189V40H188V37H187V40L188 41H190V42H192L191 44H190V42H189V44L187 43L186 44V40H184L185 39V37H182L183 38V40L185 41L184 43H182L183 42V40H181V37H179V40L180 41H182L181 43L182 44H180L179 43V40H174V39H176V38H178V36H175L176 38H174V39H170L171 40V42H170V44L171 43H173L174 41H178V42H175V43H173V45H175L174 46V48H173V50L175 51V49L177 48L176 47V43H179L180 44V46H178V48H177V50H179L181 53H180V56H181V54H182V56L181 57H183L185 60V63L187 62V64H188V66H189V71L188 70H186V68H185V70L186 71H183V69H182V71H183V75H184V73L186 72H190V70H192V68L194 69V70H196L197 71V73H195L196 71H193V73L195 74V75H197V74H199L198 72H200V75H201V77L200 78H202V80L204 81H206V83L208 84V85H206V86H208V89H207V91L206 90H204L205 91V93H207V92H209V94H211V95H213V99H212V104L214 105L213 106V108L214 109H217V111L219 112V115L217 116L218 118H217V120H218V125H217V123H216V125H217V132H216V136L215 137H217V139L218 138H220L219 139V142L221 141V142H223L224 140H225V144H226V149L225 148H223V150H225L224 151V153H223V157L225 158H222V160L224 159V161L221 163V164H223V166H222V170H220V171H222L221 173H223L224 174V178L222 179V184H225V190L226 191H224V190H222L221 191V193H222V196H223V203L221 202V199H220V202H221V204H220V214H219V216H218V219L216 220L217 222H218V224L219 225H217V226H220L221 227V234H218V238H217V235H216V238L214 237V241L216 242V246L218 247V249H220V250H218V253H217V264H264V75H261L260 73H262V71H259L260 73V75L259 74H256L257 72H258V69L260 68V66H262V64H264V36L263 37H257V36H259V35H257V36H255L254 38H256L257 40L256 41H253L252 39H250L249 40V44H248V47H247V45L245 44V43H243L244 42V40H243V38H245V37H249V36H251V35H249L248 34V36H246L247 35V33H248V29L246 30V32H245V30H242V32H240L241 34H239V35H241L242 36V33L244 32V34H243V36H242V39H240V41L241 40H243V42H240L239 43V37L240 36H236V37H233L232 36V34L229 32ZM234 29H236V27L234 28ZM71 30V29H70ZM70 30H69V32H70ZM92 30V29H91ZM123 30V29H122ZM170 30V31H171ZM185 30H182L181 32L180 31H178V32H180V33H177V34H183V32L185 31ZM208 30V29H207ZM212 30V32H215V31H213ZM222 30V29H221ZM222 30V31H223ZM72 31V30H71ZM90 31V30H89ZM98 31H100V30H98ZM111 31V30H110ZM113 31V30H112ZM125 31V30H124ZM149 31H151V30H149ZM160 31V30H159ZM169 31V30H168ZM175 31V30H174ZM185 31V32H186ZM190 31V30H189ZM238 31H240L239 29H238ZM237 31V32H238ZM256 31V30H255ZM63 32H65V31H63ZM67 32V31H66ZM69 32H67V33H69ZM86 32H88V31H86ZM85 32V33H86ZM95 33L97 32L96 30L94 31ZM94 32H92V33H94ZM102 32V31H101ZM104 32V31H103ZM102 32V33H103ZM116 32V31H115ZM147 32V31H146ZM167 32V31H166ZM207 32V31H206ZM205 32V33H206ZM208 32H209V30H208ZM211 32V33H212ZM232 32V31H231ZM253 32V31H252ZM251 31H250V33H252ZM258 31H256V33H257ZM89 33V32H88ZM91 32H90V34H84V35H86L84 38L85 39H87V40H85L84 38V40H78V38L77 39H75V37L73 36L74 34H70L71 36H72V38L74 39L73 41H74V43H73V41H72V39H70L71 38V36L70 37H68L69 39L67 40V41H69V42H67L66 44H68V47L70 46H72V48H70V49H72L71 51H75V53H73L72 52V56L71 57H73L74 59H75V62L78 64L79 62V64H80V66H83L82 68L84 69V68H86L87 70H83L82 68V70L81 71H86L87 72V74L86 75H88L91 79H93V77L95 76L94 74H92L93 75V77H92V75H91V73H94L93 71H95V70H93V68H91V67H89L87 64H85L86 66H88V67H84V65L82 64L83 62L82 61H85L84 59L83 60H81L82 59V55H84L85 56V53H86V56L85 57H87V51H89L90 53H89V55L91 56V59L93 60H91L90 61V63L92 62V64L94 65V66H98V64H102L101 62H103L101 59H99V57L101 58V56L104 58L105 56H107L106 54L104 55V52L106 51V49H108L109 48V46H108V48H102L103 47V45H105L104 47H106V44L105 43H107L108 44V42L110 43V40L108 41L107 40V38H110L111 39V36L112 35H115L116 33H114L113 34V32H112V35H111V33H109L111 36L110 37H107L105 40H106V42H105V40H104V38H101L100 36H99V34L97 33V37L96 36H89V37H87L88 35H91L92 34ZM100 33V32H99ZM107 33V32H106ZM121 33L123 34V31H121ZM120 33V34H121ZM171 33H173L172 31L170 32V34ZM192 33V32H191ZM235 33V31H233V34ZM239 33V32H238ZM246 33V34H245ZM261 33H263V31L261 32ZM69 34H67V35H69ZM75 34H76V32H75ZM129 34V33H128ZM127 34V35H128ZM159 34H161V33H159ZM175 34V33H174ZM207 34V33H206ZM237 34V33H236ZM58 35V34H57ZM66 35V34H65ZM96 35V34H95ZM103 35V34H102ZM108 34H106V36H107ZM126 34H125V37L127 36ZM130 35H131V33H130ZM137 35H139V34H137ZM162 35H164V34H162ZM201 35V34H200ZM209 35V34H208ZM245 35V36H244ZM264 35V34H263ZM116 36V38H118L117 37V35H115ZM134 36V35H133ZM132 36V37H133ZM140 36V35H139ZM144 36V35H143ZM161 36V35H160ZM171 36V35H170ZM192 36V35H191ZM197 36V35H196ZM199 36V35H198ZM201 36H204V35H201ZM210 36V35H209ZM215 36V35H214ZM91 37V38H90ZM99 37V38H98ZM112 37H114V36H112ZM119 37L121 38V35H119ZM128 37H129V35H128ZM147 37H149V35L147 36ZM169 37V36H168ZM206 37V36H205ZM6 38V37H5ZM66 38V37H65ZM82 38V37H81ZM90 38V39H89ZM95 38H97L96 40H95ZM115 38V39H116ZM134 38V37H133ZM137 38V37H136ZM138 38H140V37H138ZM137 38V39H138ZM145 38H146V35H145ZM156 38V37H155ZM155 38L153 39V40H155ZM163 38V37H162ZM165 38V37H164ZM171 38H173V37H171ZM238 38V39H237ZM251 38H252V36H251ZM80 39V38H79ZM93 40L94 39V41L95 42H97L96 43V46L95 45H91V47H89V45L87 44V43H90V41L88 42V40ZM101 39H103V41H101ZM135 39V38H134ZM159 39V38H158ZM161 39V38H160ZM203 39V38H202ZM206 39V38H205ZM64 40H66V39H64ZM75 40L77 41L78 40V42H81V43H78V42H75ZM124 39H122L121 41H123ZM126 41H128L127 39H125ZM124 40V41H125ZM143 40V39H142ZM145 40V39H144ZM149 40H150V42H151V39L149 38ZM148 39L145 41V42H148L149 41ZM165 40H167V39H165ZM245 40L247 41L248 39H246L245 38ZM7 40L6 39H4V41L3 42H1L0 43V54H1V60H0V62L4 59V56H5V49L3 48L4 47V42H6ZM60 41V40H59ZM72 42V44H71V42ZM86 41L87 43H85L86 45H85V48H83V49H85L86 50V52L84 53L83 51H85V50H83L82 52L84 53H81L80 52V48L79 47H84V45L83 46H80V45H82L84 42ZM108 41V42H107ZM113 41H116V40H113ZM118 42H120L119 40H117ZM116 41V42H117ZM140 41V40H139ZM173 41V42H172ZM203 41V40H202ZM252 41V42H251ZM95 42H94V44H95ZM104 44H103V43ZM115 42V44H117ZM155 42V41H154ZM161 42V41H160ZM166 42V41H165ZM76 43H78V45L76 44ZM121 43V42H120ZM149 43V42H148ZM148 43H147V45H146V47H148ZM151 43H153V42H151ZM245 44L246 46H244L243 44ZM250 43H253L252 45L250 44ZM259 43V45L257 46V44ZM70 44V45H69ZM99 44H103L102 46H100ZM119 44V43H118ZM124 44V43H123ZM145 44V43H144ZM143 44V46H145ZM154 44V43H153ZM155 44H157V41H156V43ZM154 44V45H155ZM165 44V43H164ZM167 44V43H166ZM184 44H185V46H184ZM193 44V45H192ZM204 44H205V41H204ZM243 45V46H241V47H239L240 45ZM65 45V44H64ZM120 45V44H119ZM126 45H127V43H126ZM151 44H149V47H151L150 46ZM158 45V44H157ZM160 45H161V43H160ZM159 45V46H160ZM183 47H182V46ZM192 45V46H191ZM209 45L211 46L210 47V49L208 48L209 47ZM67 46V45H66ZM100 46V47H99ZM135 46V45H134ZM153 46V45H152ZM166 46V45H165ZM171 46V45H170ZM170 46H169V49H170ZM74 47V48H73ZM78 47V48H77ZM99 47V48H98ZM115 47V46H114ZM118 47V46H117ZM126 47V46H125ZM132 47V46H131ZM131 47H130V49H131ZM142 47V46H141ZM146 47H143L144 48V51H146V52H148V51H150V50H148V49H146L145 50V48ZM156 47V46H155ZM162 47V46H161ZM168 47V46H167ZM173 46H171V48H172ZM69 48H67V47H65V49H64V51H66V50H68ZM88 48V49H87ZM103 49V50H101V49ZM121 48V47H120ZM120 48H119V50H120ZM140 48V47H139ZM154 48V47H153ZM208 48V49H207ZM69 49V50H70ZM123 49H124V47H123ZM150 49V48H149ZM248 49V53L250 54V52L252 53V56L250 57V58H246V60L245 61H243V65H242V70L244 71L245 69H247L248 68V64L249 63H251L252 64V66H253V64H254V66L255 67H253V69L255 68V75L257 76H255V75H252L253 77L255 76L256 78L254 79V78H252V82L250 81V79H249V77L247 78V82H244V83H246V86H244L245 84L242 82V84H244V85H242L241 86V82H239V79L238 78H240V80H242L243 81V79L242 78H245V75H243V74H245L241 69H240V71H242V75H241V77H240V74H241V72L239 71V69H238V65H239V63L241 62V61H237V59L239 58H241V57H245V56H236V52L237 51H246ZM77 50V51H76ZM110 50V49H109ZM109 50H108V52H109ZM148 50V51H147ZM156 50H157V48H156ZM166 50H167V48H166ZM170 50H172V49H170ZM169 50V51H170ZM172 50V51H173ZM176 50V51H177ZM192 52H191V51ZM205 50V51H204ZM215 49H214V51H216ZM63 51V52H64ZM71 51H68V52H70L71 53ZM111 52H112V50H110ZM122 51V50H121ZM124 51V50H123ZM125 51H129V50H126V48H125ZM132 51H135V49L134 50H132ZM194 51V52H193ZM206 51H207V53H206ZM61 52V51H60ZM76 52H77V54H76ZM94 52H96L95 54H94ZM102 52H103V54H102ZM108 52H106V53H108ZM151 52V51H150ZM168 52V50L166 51V53ZM171 52V51H170ZM195 52H198V53H200V54H198V57L196 58V57H193L194 56V54L196 55L197 53H195ZM65 54L67 53V51L66 52H64ZM63 53V54H64ZM79 53V54H78ZM91 53H93L92 55H91ZM117 53H119V52H117ZM127 53H130V51L129 52H127ZM132 53V52H131ZM136 53V52H135ZM173 52H171L170 54H172ZM216 53V52H215ZM217 53H219V52H217ZM216 53V55L215 56H217V55H221V54H217ZM74 54V55H73ZM82 54V55H81ZM97 54H102L101 56L99 55V57H97V59H96V65H95V60L93 59V58H96L95 57V55H97ZM146 54V53H145ZM154 54V53H153ZM168 54V53H167ZM170 54L168 55V56H170ZM202 54H203V56H202ZM70 55V54H69ZM76 55V56H75ZM78 55V56H77ZM80 55H81V57H80ZM111 55V54H110ZM116 55H120V53L119 54H116ZM124 55H127V54H125L124 53ZM174 55V54H173ZM172 55V56H173ZM199 55H201V56H199ZM241 55V54H240ZM75 56V57H74ZM93 56V57H92ZM109 56V55H108ZM123 56V55H122ZM121 56V57H122ZM150 56V55H149ZM197 56V55H196ZM210 56V55H209ZM64 57V56H63ZM78 57H79V59H80V61H79V59H78ZM89 57V56H88ZM117 57V56H116ZM115 57V58H116ZM120 57V56H119ZM118 57V58H119ZM121 57H120V59H121ZM127 57H128V55H127ZM207 58H208V56H206ZM219 57V56H218ZM70 58V57H69ZM90 58V57H89ZM88 58V59H89ZM134 58V57H133ZM174 56L172 57V59L174 60ZM51 59H52V57H51ZM63 59V58H62ZM101 60V62L99 61V60ZM128 59V58H127ZM175 59H177V57L175 58ZM182 58H180L179 59V57H178V59H177V61L180 63V61L179 60H181ZM201 61H200V60ZM210 59H211V57H210ZM250 59H253L254 61V63L253 62H249L250 61ZM65 60V59H64ZM106 60V59H105ZM168 60V59H167ZM212 60V59H211ZM249 60V61H248ZM52 61V60H51ZM63 61V60H62ZM67 61V60H66ZM70 61V60H69ZM68 61V62H69ZM71 61H73V60H71ZM70 61V62H71ZM79 61V62H78ZM98 61H99V63H98ZM108 61V60H107ZM115 61H117V60H115ZM121 61H122V59H121ZM176 61V62H177ZM205 61H206V59H205ZM216 61H217V59H216ZM219 61V60H218ZM50 62V61H49ZM88 62V60H87V58H86V61L84 62V63H87ZM109 62V61H108ZM111 62V61H110ZM109 62V63H110ZM169 62V61H168ZM173 62V61H172ZM172 62H170V65H172V64H175V62L174 63H172ZM203 63V65L204 66H200V65H202V63ZM207 62V61H206ZM213 62V61H212ZM237 62H239L238 63V65H237ZM72 63V62H71ZM76 63H74V66H77V69H79V64L77 65ZM214 63V62H213ZM76 64V65H75ZM105 64V63H104ZM120 64V63H119ZM125 64H126V62H125ZM187 64H184V66L185 65H187ZM215 64H217V63H215ZM241 64V63H240ZM251 64H250V67H251ZM58 65V64H57ZM59 65H61V62H60V64ZM92 65V66H93ZM117 65V64H116ZM224 65H226L227 67H226V69L228 70V72H226V73H224V71H226L225 69H224ZM71 66V65H70ZM104 66V65H103ZM172 66H174V65H172ZM177 66H180V64L179 65H177ZM183 66V67H184ZM208 66H210V68H211V70H213L212 69V66L211 65H208ZM219 66V65H218ZM113 68H114V66H112ZM116 67V66H115ZM166 67H167V64H166ZM171 67V66H170ZM191 67V68H190ZM216 67V66H215ZM247 67V68H246ZM250 67H249V69H250ZM67 68V67H66ZM92 70H91V69ZM96 68V67H95ZM99 68H101V67H99L98 66V70H99ZM127 68V67H126ZM174 68H176V67H174ZM179 69H174V70H180L181 68H182V66L181 67H178ZM218 68V67H217ZM74 69H76L75 67H74ZM90 69V70H89ZM97 69V68H96ZM171 69H172V67H171ZM188 69V68H187ZM223 69H224V71H223ZM229 69H230V72H231V70L233 69L234 71L235 70H237L238 69V71L240 72V73H238L239 75H237V80H235V78H234V80H233V82H231V84L233 83V84H235V85H233V86H230V85H227L226 84V82H225V84L224 85H222L221 83H220V81H219V79H221V78H229V81L227 80V79H224L225 81H227V83L228 84H230L229 82H230V76H228V74H229ZM253 69H251L253 72H252V74L254 73V70ZM102 70V69H101ZM174 70L172 69V70H167V71H173L172 72V74L173 73H175L174 72ZM232 70V71H233ZM250 70V71H251ZM61 71V70H60ZM89 71V72H88ZM90 71H91V73H90ZM97 71V70H96ZM64 72H65V70H64ZM212 72H214L215 73V75L212 73ZM264 72V71H263ZM60 73V72H59ZM178 73V72H177ZM177 73H175V76H177V78L179 77L178 75H176ZM185 73V74H186ZM192 73V74H193ZM235 73V72H234ZM234 73H232V76H233V74ZM79 74V73H78ZM194 74H193V76H194ZM218 76H217V75ZM91 75V76H90ZM98 75V74H97ZM165 75H167V74H165ZM174 75V74H173ZM190 75V74H189ZM227 75V76H226ZM235 75V74H234ZM250 75V74H249ZM171 76V75H170ZM185 76V75H184ZM188 76V75H187ZM193 76H192V81L191 82H193ZM219 77V79L217 78V77ZM222 76V77H221ZM231 76V77H232ZM244 76V77H243ZM72 77V76H71ZM195 77V76H194ZM235 77V76H234ZM97 78V77H96ZM181 78V77H180ZM180 78H178L179 80H180ZM183 78V77H182ZM196 78V77H195ZM63 79V78H62ZM81 79H83V78H80V79H76V80H78L79 81V83L80 82H82V80ZM89 78L88 77H86V81L88 80ZM170 79H172V78H170ZM177 79V81L179 82V80ZM188 79H189V77H188ZM187 79V80H188ZM248 79H249V81H248ZM254 79V80H253ZM81 80V81H80ZM84 80V79H83ZM176 80V79H175ZM185 80V79H184ZM195 80V79H194ZM198 80V79H197ZM71 81H72V79H71ZM78 81H77V83H78ZM92 81V80H91ZM102 81V80H101ZM189 81H190V79H189ZM202 81V82H203ZM221 81H223V79H221ZM246 81V80H245ZM69 82V81H68ZM88 82H90V81H88ZM170 82V81H169ZM168 82V83H169ZM177 82V83H178ZM180 82H182V81H180ZM179 82V83H180ZM195 82V81H194ZM249 82L251 83V85H249V87L247 86L248 84H249ZM73 84H74V82H72ZM76 83V82H75ZM78 83V84H79ZM174 83H175V81H174ZM176 83V84H177ZM186 83V82H185ZM199 83V82H198ZM205 83V82H204ZM205 83V84H206ZM78 84H76L77 85V87L79 88V86H78ZM82 83H80V85H81ZM93 84H95V82L94 83H92V85ZM100 84V83H99ZM194 84V83H193ZM65 85V84H64ZM69 86V84H67L66 83V86ZM85 85V84H84ZM180 85H182V83L180 84ZM185 85V84H184ZM200 85V87H201V84H199ZM199 85H197V86H199ZM67 86V87H68ZM71 86H73V85H71ZM173 86H174V84H173ZM172 86V87H173ZM176 86V85H175ZM187 86V85H186ZM185 86V87H186ZM191 86V85H190ZM244 86V87H243ZM70 87V86H69ZM68 87V88H69ZM74 87V86H73ZM73 87H70V89H71V91H72V88ZM76 87V86H75ZM74 87V88H75ZM80 87H82V86H80ZM169 87H171V86H169ZM172 87H171V89H172ZM195 87V86H194ZM243 87V88H242ZM66 88V87H65ZM105 88H106V85H105ZM178 88H179V86H178ZM182 88V87H181ZM183 88H184V86H183ZM205 88V87H204ZM243 90H242V89ZM244 88H245V90H244ZM67 89V88H66ZM70 89H69V91H70ZM76 89V88H75ZM81 89H84V88H81ZM80 89V90H81ZM99 89V88H98ZM174 89H176V88H174ZM186 88H184V90H185ZM193 89V88H192ZM191 89V90H192ZM201 89V88H200ZM206 89V88H205ZM61 90V89H60ZM79 90V91H80ZM93 90H94V88H93ZM177 90V89H176ZM194 90V89H193ZM195 90H198V89H195ZM194 90V91H195ZM77 91V90H76ZM95 91V90H94ZM172 91H174V90H172ZM187 91V90H186ZM199 91V90H198ZM66 92V91H65ZM78 92V91H77ZM134 92V91H133ZM178 92H179V90H178ZM243 92V93H242ZM70 93V92H69ZM68 93V94H69ZM74 93V92H73ZM93 93V92H92ZM176 93V92H175ZM183 93V92H182ZM200 93V92H199ZM71 94V93H70ZM172 94V93H171ZM174 94V93H173ZM178 94V93H177ZM189 93L187 92V95H188ZM80 95V94H79ZM186 95V96H187ZM191 95V94H190ZM208 95V94H207ZM210 95V96H211ZM86 96V95H85ZM91 96H92V94H91ZM95 96V95H94ZM175 96V95H174ZM176 96H178V95H176ZM175 96V97H176ZM182 96H183V94H182ZM203 96H204V98L206 97L205 96V94H203ZM202 96V97H203ZM135 97V96H134ZM172 97V96H171ZM170 97V98H171ZM179 97H181V96H179ZM185 97V96H184ZM196 97V96H195ZM197 97L199 98L200 96H198L197 95ZM70 98V97H69ZM207 98V97H206ZM15 99V98H14ZM19 99V98H18ZM17 99V100H18ZM83 99V98H82ZM89 99V98H88ZM183 99V98H182ZM182 99H181V101H182ZM201 99V98H200ZM20 100V99H19ZM91 100H92V97H91ZM94 100V99H93ZM159 100V99H158ZM172 100V99H171ZM174 100V99H173ZM172 100V101H173ZM205 100L206 99H204V101H202V99L201 100H198V102L199 101H202V102H205ZM210 100V99H209ZM59 101H61V100H59ZM118 101V100H117ZM175 101V100H174ZM178 101H180V100H177V103H178ZM94 103V102H93ZM181 103V102H180ZM183 103V102H182ZM201 103V102H200ZM173 104H174V102H173ZM191 104V103H190ZM201 104H203V103H201ZM200 104V105H201ZM211 104V105H212ZM169 105V104H168ZM172 105V104H171ZM175 105H176V103H175ZM199 106V104H196L195 105V107L196 106ZM178 106H179V104H178ZM197 106V107H198ZM190 107V106H189ZM194 108V107H193ZM204 108H206V106L204 107ZM182 109V108H181ZM185 109V108H184ZM183 109V110H184ZM200 109V108H199ZM193 110V109H192ZM201 110V109H200ZM181 111V110H180ZM185 111V110H184ZM199 111V110H198ZM202 111V110H201ZM204 111V110H203ZM206 111H207V109H206ZM209 111V110H208ZM216 110H213V112L215 113V114H212V115H217L218 113L217 112H215ZM90 112V111H89ZM92 112V111H91ZM172 112H173V110H172ZM187 112V111H186ZM193 112H195V109H194V111ZM212 112V113H213ZM192 113V112H191ZM190 113V114H191ZM183 115H185L184 113H182ZM187 114V113H186ZM199 114V113H198ZM198 114H196L197 116H198ZM208 114V113H207ZM248 114V115H247ZM171 115V114H170ZM180 115V114H179ZM179 115H178V117H179ZM204 115H206V114H202V116L204 117ZM157 116V115H156ZM172 116V115H171ZM175 116V115H174ZM173 116V117H174ZM186 116V115H185ZM196 116V117H197ZM213 116V118H215ZM191 117V116H190ZM195 117V116H194ZM206 117V116H205ZM210 117V116H209ZM153 118V117H152ZM155 118V117H154ZM162 118V117H161ZM167 118H168V116H167ZM167 118H166V120H167ZM175 118H177V116L175 117ZM174 118V119H175ZM180 118H181V116H180ZM202 118V117H201ZM96 119V118H95ZM150 119V118H149ZM159 119V118H158ZM171 119V118H170ZM178 119V118H177ZM190 119V118H189ZM199 116H198V118H197V120L199 121ZM105 120V119H104ZM157 120V119H156ZM169 120V119H168ZM179 120V119H178ZM181 120V119H180ZM191 120V119H190ZM196 120V121H197ZM245 120H246V122H248V121H250L249 123H246L245 122ZM248 120V121H247ZM165 121V120H164ZM183 121H185V120H183ZM187 121H189V120H187ZM186 121V122H187ZM194 121V120H193ZM207 121H208V119H207ZM212 121V120H211ZM213 121H214V119H213ZM216 121V120H215ZM243 121H244V123L246 124V126H245V124L243 123ZM18 122H20V121H18ZM62 122V121H61ZM167 122V121H166ZM170 122V121H169ZM172 122V121H171ZM180 122V121H179ZM178 122V123H179ZM201 122V121H200ZM92 123H93V121H92ZM151 123V122H150ZM173 124H175L174 123V121L172 122ZM194 123H195V121H194ZM210 123V125H211V122H209ZM168 124H170V123H168ZM167 124V126H169ZM185 124V123H184ZM188 124V123H187ZM191 123L189 122V125H190ZM203 124V123H202ZM212 124H214L213 122H212ZM177 125V124H176ZM181 125H183L182 123H181ZM180 125V126H181ZM208 125V124H207ZM206 125V126H207ZM203 126H204V124H203ZM86 127V126H85ZM172 127V126H171ZM176 126H174V128H175ZM178 127V126H177ZM188 127V126H187ZM193 127V126H192ZM210 128H211V126H209ZM61 128V127H60ZM151 128V127H150ZM173 128V127H172ZM172 128H170L171 130H172V133H171V135L172 134H174L175 136H176V134H178L179 132H178V130L176 131V130H174V129H172ZM179 128V127H178ZM182 128H183V126H182ZM190 128V127H189ZM205 128V127H204ZM207 128V127H206ZM213 128H214V126H213ZM216 128V127H215ZM222 128H223V130H222ZM17 129V128H16ZM185 129H187V128H184V130ZM200 129V128H199ZM18 130H19V128H18ZM21 130V129H20ZM170 130V131H171ZM174 130V131H173ZM192 130H193V128H192ZM206 130V129H205ZM204 130V131H205ZM214 130V129H213ZM212 130V131H213ZM16 131V130H15ZM178 132V133H174V132ZM181 131V130H180ZM194 131V130H193ZM17 132V131H16ZM150 132V131H149ZM183 132H186V131H182L180 134L181 135H183ZM201 132V131H200ZM199 132V133H200ZM211 131L209 130V133L207 134L208 135V137H209V135L211 134L210 133ZM20 133V132H19ZM83 133V132H82ZM151 133V132H150ZM169 133V132H168ZM189 134V133H188ZM187 134V135H188ZM206 133H204L203 135H205ZM168 135V134H167ZM173 135V136H174ZM180 135V136H181ZM190 135V134H189ZM202 134L200 133V136H201ZM178 136V135H177ZM194 136V135H193ZM223 136V138H224V140L221 138ZM172 137V136H171ZM182 137V136H181ZM187 137V136H186ZM190 137L191 136H189V138L188 139H190ZM196 137V136H195ZM205 137V136H204ZM212 137V136H211ZM213 137H214V132H213ZM215 137H214V139L213 140H216L215 139ZM70 138V137H69ZM106 138V137H105ZM174 138V137H173ZM200 139H198V142L199 141H201V137H199ZM203 138V137H202ZM7 139V138H6ZM5 139V140H6ZM89 139V138H88ZM177 140L179 139L178 137L176 138ZM188 139H186V140H188ZM196 139V138H195ZM207 139H209V138H207ZM4 140V141H5ZM9 139H7L6 141H8ZM13 140V139H12ZM46 140V139H45ZM45 140H44V142H45ZM107 140V139H106ZM170 140V139H169ZM180 140V139H179ZM197 140V139H196ZM223 140V141H222ZM10 141V140H9ZM43 141V140H42ZM63 141V140H62ZM65 141V140H64ZM174 141V140H173ZM180 141H182V138H181V140ZM190 141V140H189ZM210 141H212L211 139H210ZM217 141V140H216ZM10 142H12V141H10ZM86 142H87V140H86ZM178 142V141H177ZM192 142V141H191ZM213 142H215V141H213ZM41 143H43V142H41ZM180 143V142H179ZM195 143V142H194ZM211 143V142H210ZM224 143V142H223ZM223 143H222V146H224L223 145ZM1 144V143H0ZM6 144V143H5ZM9 144V143H8ZM67 144V143H66ZM184 144V143H183ZM202 144H203V140H202ZM215 144H216V142L214 143V145L213 146H215ZM63 145V144H62ZM73 145V144H72ZM218 145V144H217ZM39 146V145H38ZM57 146V145H56ZM66 146V145H65ZM173 146H174V143H173ZM181 146H182V144H181ZM204 146H206V144L204 145ZM212 145H208V147L210 148ZM2 147V146H1ZM6 147V146H5ZM186 147V146H185ZM173 148V147H172ZM178 148V147H177ZM195 148H196V146H195ZM200 148V147H199ZM215 148H216V146H215ZM222 148V147H221ZM8 149V148H7ZM11 149H12V147H11ZM16 149V148H15ZM33 149H35V148H33ZM47 149V148H46ZM54 149H56L57 150V148H54ZM58 149H60V148H58ZM181 150H182V148H180ZM186 149H187V147H186ZM214 149V148H213ZM2 150V149H1ZM44 150V149H43ZM56 150H55V152H56ZM189 150V149H188ZM193 150V149H192ZM209 150V149H208ZM15 151V150H14ZM42 151V150H41ZM58 151V150H57ZM76 151V150H75ZM180 151V150H179ZM183 151V150H182ZM186 151V150H185ZM204 151V150H203ZM220 152H221V150H219ZM13 152V151H12ZM10 153V154H8V155H11V156H13V158L12 159H14V162L16 161V158H17V160L19 161L20 160V157H19V155L21 154V155H23L22 153H19L18 152V154H17V152H16V155L17 156H15V155H13V153ZM14 152V153H15ZM22 152V151H21ZM33 152V151H32ZM176 152V151H175ZM188 152V151H187ZM37 153V152H36ZM36 153H34V154H36ZM41 153H43V155H45L44 154V152H41ZM58 153V152H57ZM65 153V152H64ZM172 153V152H171ZM182 153V152H181ZM25 154V153H24ZM31 154V153H30ZM33 154V153H32ZM49 154V153H48ZM61 154V153H60ZM86 154H88V153H86ZM173 154V153H172ZM171 154V155H172ZM191 154V153H190ZM193 154H194V152H193ZM205 154V153H204ZM214 154V153H213ZM6 155V154H5ZM5 155H3V156H5ZM20 155V156H21ZM76 155V154H75ZM75 155L73 156L74 157V161H75ZM78 155V154H77ZM89 155V154H88ZM90 155H92V154H90ZM186 155V154H185ZM36 156H37V154L36 155H34V156H31L30 157V155L28 154V156H26V157H28V158H26L25 157V155L24 156H22V158L24 157V159H25V161L23 160V159H21L20 160V164L18 163V161H16V163L15 164H17L18 163V165H16V166H18V167H21L22 168V172L21 171H19L20 173H25L26 172V170H27V168H29V170L30 169H32V172H33V168H30L31 166H29V165H31L30 164V162H28L29 160H30V158H36ZM47 156L49 157V155H46V158H47ZM63 156H65V155H63ZM174 157H175V155H173ZM187 156V155H186ZM190 156H192V155H190ZM216 156H218L217 154H216ZM2 157V156H1ZM6 157V156H5ZM4 157V158H5ZM9 157V156H8ZM44 157V156H43ZM42 157V159L41 160H38L39 161V165H34V167H36V166H40V165H42V166H45L46 167V169H47V167H49L50 168V166L52 165H54V167H52V169L53 168H55L53 171H54V173L53 174H56V173H59L60 175H61V172L60 171H62L61 170V168H60V171H58L59 169L58 168H56L59 164H62V163H56L55 161H53V160H55L54 159V157H53V155H52V157H51V155H50V157L53 159L52 161H53V163L51 164V165H49L48 164V166H47V163H50L49 162V159L50 158H48V160H43L44 158ZM79 157V156H78ZM92 157V156H91ZM180 157V156H179ZM197 157V156H196ZM205 157H206V155H205ZM210 157V156H209ZM222 157V156H221ZM4 158H2V160L4 159ZM41 158V157H40ZM39 158V159H40ZM56 158V157H55ZM66 158H67V156H66ZM69 158H70V156H69ZM68 158V159H69ZM76 158H77V156H76ZM192 158V157H191ZM190 158V159H191ZM195 158V157H194ZM5 159H7V158H5ZM9 159V158H8ZM8 159H7V161H8ZM26 159L28 160L27 161V163H26ZM32 159V160H33ZM72 159V158H71ZM78 159V158H77ZM79 159H80V157H79ZM87 159V158H86ZM186 159V158H185ZM1 160V159H0ZM37 160V159H36ZM88 160V159H87ZM89 160H91V159H89ZM183 160V159H182ZM182 160L180 161V163L182 162ZM207 160V159H206ZM205 160V161H206ZM4 161V160H3ZM3 161H1V162H3ZM6 161V162H7ZM13 161V160H12ZM24 161V162H23ZM38 161H36V163L38 162ZM51 161V160H50ZM69 161H70V159H69ZM69 161H67V162H69ZM73 161V160H72ZM72 161H71V163H69L70 165L72 164ZM73 161V162H74ZM82 163H83V161L82 160H80ZM196 161V160H195ZM213 161V160H212ZM221 161V160H220ZM6 162L4 163L5 165H6ZM9 162H10V160H9ZM9 162H8V164H9ZM22 162V163H21ZM33 162L35 163V161L33 160ZM33 162H31L32 164H33ZM42 162V163H41ZM45 162V163H44ZM57 162H58V160H57ZM78 162V161H77ZM76 161L74 162L75 164L77 163ZM85 162V161H84ZM88 162H94L93 160H91V161H88ZM175 162V161H174ZM176 162H177V160H176ZM186 162V161H185ZM207 162V161H206ZM24 163L26 164V165H28V167L25 165L24 166ZM41 163V164H40ZM54 163H56V164H54ZM201 163V162H200ZM217 163V162H216ZM14 164V163H13ZM11 162H10V166L12 165V166H14L15 167V164L13 165ZM38 164V163H37ZM43 164H45V165H43ZM58 164V165H57ZM64 164H66V162L64 163ZM68 164V168L69 167H71L70 165ZM86 165H87V163H85ZM176 164H178V162L176 163ZM199 164V163H198ZM202 164V163H201ZM214 164V163H213ZM218 164H220V163H218ZM2 165V163H0V166ZM5 165H3V166H1V167H4ZM21 165V166H20ZM67 165V164H66ZM77 165H79V164H77ZM85 165V166H86ZM91 165V164H90ZM89 165V166H90ZM94 165L96 166V164H95V162H94ZM200 165V164H199ZM8 165H6L5 167V169L4 168H1L0 169V173H1V170L3 171V169L4 170H6L7 168H10V169H8L7 171H6V175L4 174V172H3V174H4V178H7L8 179V177L10 176V175H12V174H14V172H16L17 171V167L16 168H14V169H16L15 171L12 169L11 170V168L12 167H10V166H8ZM60 166V165H59ZM84 166V165H83ZM89 166L87 167V169L89 168ZM94 166V167H95ZM144 166H145V164H144ZM147 166V165H146ZM173 166V169H174V166L175 165H172ZM177 166V165H176ZM175 166V167H176ZM204 166H205V164H204ZM214 166V165H213ZM218 166H220V165H217V168H218ZM24 167H26V168H24ZM33 167V166H32ZM41 167V166H40ZM39 167V168H40ZM61 167V166H60ZM74 167H75V165H74ZM80 167H82L81 166V164H80ZM90 167H92V166H90ZM181 168L182 167H184V166H180ZM216 166H214V168H215ZM38 168V169H39ZM62 168H63V166H62ZM83 168V167H82ZM153 168V167H152ZM207 168V167H206ZM19 170H21L20 168H18ZM23 169H25V171L23 170ZM37 169V168H36ZM41 169V168H40ZM70 169V168H69ZM72 169V168H71ZM180 169V168H179ZM205 169V168H204ZM208 169H211V168H208ZM219 169H221V168H218L217 169V172H218V170ZM42 170V169H41ZM75 170H77V166H76V168H75ZM84 170V169H83ZM86 170V169H85ZM89 170H90V168H89ZM89 170H87V171H89ZM185 170V169H184ZM183 170V171H184ZM207 170V169H206ZM213 170V169H212ZM11 173V171L13 172L12 174H10L9 172ZM36 171V170H35ZM39 171V170H38ZM52 171V172H53ZM56 171V172H55ZM58 171V172H57ZM64 171H66V169H64ZM203 172H204V170H202ZM207 171H209V170H207ZM7 172L9 173V176H8V174H7ZM18 171L15 173V175H13V177H14V179H18V177L17 176H19V179H21V181H19L18 182V180H14L17 184H25V186L26 185H28V187H31V182L29 181V176L32 174L31 172H30V175H23L24 177H22L21 176V174L19 173ZM45 172V171H44ZM48 172V171H47ZM67 172V171H66ZM82 172V171H81ZM80 172V173H81ZM95 172V171H94ZM99 172V171H98ZM185 172V171H184ZM198 172V171H197ZM203 172H201L202 174H203ZM18 173H19V175H18ZM27 174L29 173V172H26ZM62 173H65V172H63L62 171ZM70 173V172H69ZM76 173V172H75ZM75 173H74V175H75ZM173 173V172H172ZM191 173V172H190ZM207 172L205 171L204 172V175L206 174ZM210 173H212V175H213V172H210ZM216 173V172H215ZM214 173V174H215ZM219 173V172H218ZM49 174V173H48ZM59 174H56L57 176H59ZM72 174V173H71ZM84 174L85 175H87V177L89 176L88 174H87V172H84ZM90 174V173H89ZM91 174H92V172H91ZM91 174H90V176H91ZM95 174V173H94ZM186 174H187V172H186ZM185 174V175H186ZM17 175V176H16ZM38 175H40V174H38ZM54 176V175H52L53 177H54V179H55V177H56V179H57V176ZM196 175V174H195ZM204 175L202 176V177H204ZM211 175V174H210ZM211 175V176H212ZM218 176H219V174H217ZM72 176V175H71ZM158 176V175H157ZM175 176V175H174ZM179 176V175H178ZM217 176V177H218ZM3 177V176H2ZM2 177H0V178H2ZM31 177H34V178H36V176H31ZM62 177H64V176H62ZM61 177V178H62ZM87 177H85L84 178V180L86 179V181L89 179H87ZM92 177V176H91ZM90 177V178H91ZM187 177V176H186ZM212 177H215V175L214 176H212ZM212 177L210 178V179H212ZM4 178L3 179H0L1 181L2 180H4ZM40 178V177H39ZM72 178H74L75 179V176H72ZM72 178H70L71 180H72ZM178 178V177H177ZM181 178V177H180ZM189 178V177H188ZM194 178V177H193ZM31 179H33V178H30V180ZM42 179V178H41ZM58 179H60L59 177H58ZM82 179H83V177H82ZM92 179V178H91ZM173 179H174V177H173ZM176 179V178H175ZM174 179V180H175ZM190 179V178H189ZM188 179V180H189ZM6 180V179H5ZM34 180H36V179H34ZM40 180V179H39ZM39 180H37V181H35L36 183L38 182L39 183ZM45 180V179H44ZM43 180V181H44ZM79 180H80V178H79ZM151 180V179H150ZM197 180V179H196ZM202 180V179H201ZM217 179L215 178V181H216ZM220 180L221 179H219L218 178V182H220ZM1 181H0V183H1ZM27 181H29V183L30 184H28L27 183ZM33 181V180H32ZM60 181V180H59ZM149 181V180H148ZM152 181V180H151ZM155 181V180H154ZM153 181V182H154ZM161 181V180H160ZM177 181V180H176ZM197 181H199V180H197ZM207 181H209V176H208V180ZM9 182H11V181H9ZM34 182V183H35ZM76 182V181H75ZM78 182V181H77ZM80 182H81V180H80ZM84 182V181H83ZM156 182V181H155ZM189 182V181H188ZM192 182V181H191ZM3 183H4V181H3ZM37 183V184H38ZM45 183H47V182H45ZM212 183V182H211ZM214 183V182H213ZM2 184V183H1ZM0 184V185H1ZM5 184V183H4ZM4 184H2L3 185V187L4 188H6V190L4 189H2V190H0V194L2 195H0L1 197H3L4 195H6L8 192H7V187L4 185ZM40 184H41V182H40ZM151 184V183H150ZM177 184H179V183H177ZM189 184V183H188ZM221 184V185H222ZM1 185V186H2ZM30 185V186H29ZM34 185H36V184H34ZM54 185V184H53ZM182 185V184H181ZM198 185V184H197ZM209 185H210V183H209ZM215 185H217L216 183H215ZM219 185V184H218ZM0 186V188H3V187H1ZM17 186V185H16ZM24 186V185H23ZM191 186V185H190ZM212 186H214V185H212ZM26 188V187H23V190H25V188H26V190L25 191H27V192H29V190L28 189H33V188ZM34 187V186H33ZM43 187H45V186H43ZM50 187V186H49ZM66 187V186H65ZM158 187V186H157ZM161 187V186H160ZM199 187V186H198ZM209 187V186H208ZM19 188V187H18ZM21 188V187H20ZM35 188V187H34ZM184 188H186V187H183L182 188V190L184 191L185 189ZM35 189H37V191L38 192H40L39 190H41L42 189V185H40V188H39V186H38V188H35ZM53 189V188H52ZM56 189V188H55ZM54 189V190H55ZM68 188L66 187L65 188V192L66 191H68L67 190ZM74 189H76L75 187L74 188H72V191L74 190ZM173 189V188H172ZM194 189V188H193ZM214 189V187L212 188L211 187V191ZM215 189H216V186H215ZM224 189V188H223ZM19 191H21L20 189H18ZM71 189H69V191H70ZM178 190V189H177ZM198 190V189H197ZM202 190V189H201ZM217 190V189H216ZM219 190V189H218ZM4 191V192H3ZM33 191H36V190H33ZM42 191V190H41ZM44 191V190H43ZM64 191V190H63ZM72 191H70L71 193V195H72V197L74 198V197H76V195L77 194H75L76 192H72ZM196 191V190H195ZM214 191V190H213ZM45 192V191H44ZM53 192V191H52ZM57 192V191H56ZM179 192V191H178ZM204 192V191H203ZM219 192V191H218ZM3 193V194H2ZM14 193V195H16V193L15 192H13ZM20 194H21V192H19ZM22 193H24L23 191H22ZM63 193V192H62ZM61 193V194H62ZM67 193V192H66ZM66 193H64V194H66ZM184 193H186V190H185V192ZM188 193V192H187ZM186 193V194H187ZM199 193H201V192H199ZM56 194V193H55ZM58 194V193H57ZM75 194V195H74ZM196 194V193H195ZM14 195L12 196V197H14ZM68 195H69V192H68ZM70 195V196H71ZM200 195V194H199ZM198 195V196H199ZM36 196V195H35ZM60 196V195H59ZM4 197H6V196H4ZM9 197V196H8ZM8 197H6L7 199H8ZM38 197V196H37ZM53 197L54 198H56L57 196H54L53 195ZM60 197H62V196H60ZM184 197V196H183ZM206 198V197H205ZM2 199H4V198H2ZM1 198H0V203L3 201ZM21 199H23V197L21 198ZM32 199V198H31ZM52 200H53V198H51ZM74 199H77V198H74ZM187 199V198H186ZM35 200H37V199H35ZM41 200V199H40ZM99 200H100V198H99ZM185 200V199H184ZM54 201V200H53ZM191 201V200H190ZM206 201H207V198H206ZM206 201H204L205 203L204 204H206L207 202ZM210 201V200H209ZM212 201V200H211ZM7 203V201H3L2 203H4L5 205H9L10 206V204H6ZM42 202V201H41ZM74 202H76V201H74ZM9 203V202H8ZM184 203V202H183ZM202 203H203V201H202ZM209 203V202H208ZM207 203V204H208ZM210 203H212L213 205L212 206H216V205H214L215 203L216 204H218L217 203V201L214 203V202H210ZM209 203V204H210ZM41 204V203H40ZM42 204H44L43 202H42ZM51 205H49V209L51 210V211H53V210H55L56 208H53V207H55V206H53L52 207V205H53V203H50ZM179 204V203H178ZM190 204V203H189ZM203 204V205H204ZM2 205V204H1ZM63 205V204H62ZM22 206V205H21ZM44 206V205H43ZM175 206V205H174ZM47 207V206H46ZM45 206L44 207H42L43 209L45 208V209H47ZM51 207V208H50ZM74 207V206H73ZM188 207V206H187ZM201 207H203V206H201ZM53 208V209H52ZM200 208V207H199ZM205 208V207H204ZM203 208V209H204ZM77 209V208H76ZM176 209V208H175ZM186 209V208H185ZM188 209V208H187ZM48 210V209H47ZM58 210H59V207H58ZM177 210V209H176ZM211 210H213V209H211ZM8 211V210H7ZM37 211V210H36ZM46 211V210H45ZM51 211H50V213H51ZM57 211V210H56ZM61 211V210H60ZM64 211V210H63ZM76 211V210H75ZM85 211H87L86 209H85ZM190 211V210H189ZM208 211V210H207ZM34 212V211H33ZM32 212V213H33ZM53 212H55V211H53ZM52 212V213H53ZM77 212H78V210H77ZM84 212V211H83ZM88 212V211H87ZM187 212V211H186ZM192 212V211H191ZM205 212V211H204ZM63 213V212H62ZM80 213V212H79ZM94 213H95V211H94ZM207 213V212H206ZM17 215L16 216H18V213H16ZM49 214V213H48ZM53 214H56V212L55 213H53ZM165 214V213H164ZM186 214V213H185ZM192 214V213H191ZM200 214V213H199ZM5 215V214H4ZM14 215V214H13ZM23 215V214H22ZM22 215H20V218H21V216ZM34 215V214H33ZM81 215V214H80ZM91 215V214H90ZM155 215H156V213H155ZM189 215H190V212H189ZM211 215V214H210ZM12 215H9L8 217L10 218ZM29 216V215H28ZM53 216H55V215H53ZM176 216H179V215H176ZM188 216V215H187ZM199 216V215H198ZM213 216H214V214H213ZM24 217V216H23ZM32 217V216H31ZM45 217V216H44ZM56 217V216H55ZM55 217H52V219L49 217V219H48V222H49V224H51L50 226H51V228H54V227H52V225H54L55 227L56 226H60V224H62V223H60L59 224V222H57L58 224H56L55 222L58 220V218L56 217V219H55ZM19 218V220L21 221V219ZM53 218L55 219V220H53ZM87 218V217H86ZM95 218V217H94ZM179 218H181L182 219V217H178L177 218V220L179 219ZM186 218H188V217H186ZM190 218V217H189ZM204 218H205V216H204ZM207 218H208V216H207ZM1 219V218H0ZM11 219V222L13 221L12 220V217L10 218ZM66 219H67V216H66ZM90 219V218H89ZM162 219V218H161ZM185 219V218H184ZM206 219V218H205ZM215 219V218H214ZM6 220H7V218L5 219V217H2V221H1V225H0V228L2 229V231H4L3 229H11V228H9V227H13L12 226V224L10 225L8 222H9V220H8V222H6ZM23 220H24V218H23ZM47 220V219H46ZM54 222H53V221ZM86 220H88V219H86ZM85 220V221H86ZM91 220V222H93V220H92V218L90 219ZM37 221V224H39V222H38V220H36ZM52 221V222H51ZM160 221V220H159ZM183 221V220H182ZM182 221H180L179 220V222H182ZM185 221H187V220H185ZM191 221V220H190ZM204 221V220H203ZM210 221V220H209ZM4 222V223H3ZM17 222V223H16ZM16 222H12L13 224H15L16 223V225L18 224V223H20L21 224V222H18V220L16 221ZM64 222V221H63ZM91 222H89L90 224H92V225H94L93 223H91ZM177 222V221H176ZM178 222V223H179ZM187 222H189V221H187ZM7 223V224H6ZM36 223V222H35ZM35 223H34V225H35ZM46 223H47V221H46ZM205 223H207V222H205ZM211 223V222H210ZM209 223V224H210ZM24 224V223H23ZM43 224V223H42ZM49 224H47L48 226H49ZM89 224V225H90ZM162 224V223H161ZM164 224V223H163ZM208 224V225H209ZM67 225V224H66ZM91 225V226H92ZM182 225H184V222H183V224ZM204 225V224H203ZM206 225V224H205ZM204 225V226H205ZM213 225V224H212ZM3 226H5L4 228H3ZM9 226V227H8ZM18 226V229H17V227H16V229L13 227V230L15 229L16 230V234H17V232L19 233L17 236V240L19 239V237H20V234H22V226H24V225H21V227L19 228V226L20 225H17ZM49 226V227H50ZM165 226V225H164ZM189 226V225H188ZM193 226V225H192ZM211 225H209V227H210ZM216 226V227H217ZM8 227V228H7ZM32 227V226H31ZM63 227H65V222H64V224H63ZM67 227V226H66ZM104 227V226H103ZM161 227V226H160ZM180 227H181V225H180ZM180 227H179V230H181L180 229ZM184 227V226H183ZM194 227V226H193ZM209 227L207 228V230L209 229ZM212 228L213 227H215V226H211ZM215 227V228H216ZM50 228V229H51ZM59 228V227H58ZM72 228V227H71ZM92 228H93V226H92ZM214 228V229H215ZM19 229H20V231L21 232H19ZM56 229V228H55ZM73 229V228H72ZM5 230V231H6ZM12 230V229H11ZM54 229H52V231H53ZM61 230V229H60ZM185 230V229H184ZM190 230V229H189ZM193 230H195V229H193ZM62 231V230H61ZM64 231V230H63ZM74 231V230H73ZM173 231V230H172ZM211 231V232H210ZM209 232L210 233H212V229L210 230ZM216 231H217V229H216ZM0 232H1V230H0ZM46 232V231H45ZM55 232V231H54ZM72 232V231H71ZM3 233H4V235H3ZM58 233V232H57ZM73 233H75V232H73ZM77 233V232H76ZM164 233V232H163ZM202 233V232H201ZM161 234V233H160ZM181 233L179 232V235H180ZM187 234V233H186ZM13 235H15V233L13 234ZM189 235V234H188ZM208 235H210V234H208ZM0 240L1 241H3L2 243H1V245H3V247H5V249L8 247V248H10L11 249V246L13 245V247L15 246H17L19 249H17V247L14 249V248H12L11 249V251H12V253L15 255V256H18L17 258H23L24 256V254L22 255V253H20V251L21 252H25V248H24V246L21 244V245H19L22 241H21V239L20 240H18V243H16L17 242V240L14 238L13 240H14V242L15 243H12L13 242V240L11 239V242H10V238L12 237V235H11V237H8L9 238V240H8V238H7V235L5 236V232H2V235L0 234ZM38 236V235H37ZM58 236V235H57ZM60 236V235H59ZM64 236H68V235H64ZM158 236V235H157ZM186 236V235H185ZM193 236H195L194 235V233H193ZM3 237V238H2ZM7 238V239H4V238ZM15 237H16V235H15ZM61 237V236H60ZM152 237V236H151ZM201 237V236H200ZM13 238V237H12ZM68 238V237H67ZM185 238V237H184ZM190 238V237H189ZM194 238V237H193ZM206 238V237H205ZM204 238V239H205ZM210 238H212L211 236H210ZM3 239V240H2ZM33 239V238H32ZM46 239V238H45ZM60 239V238H59ZM185 239H187V238H185ZM216 239H218V240H216ZM16 240V241H15ZM24 240V239H23ZM49 240V239H48ZM64 240V239H63ZM71 240V239H70ZM76 240V239H75ZM184 240V239H183ZM189 240V239H188ZM7 241V242H6ZM20 241V242H19ZM187 241V240H186ZM208 241V240H207ZM207 241H205V242H207ZM211 241H212V239H211ZM25 242V241H24ZM61 242V241H60ZM178 242V241H177ZM215 242H214V244H215ZM7 243V244H6ZM11 243V245L9 246V244ZM28 243V242H27ZM55 243V242H54ZM54 243H51V244H54ZM70 243V242H69ZM73 243V242H72ZM74 243H75V241H74ZM74 243L72 244V245H74ZM81 243V242H80ZM83 243L84 242H82V245H83ZM159 243V242H158ZM180 243V242H179ZM181 243H182V241H181ZM195 243V242H194ZM16 244V245H15ZM19 246H18V245ZM50 244V243H49ZM49 244H47V245H49ZM60 244V243H59ZM76 244H77V242H76ZM184 244V243H183ZM201 244H203V242L201 243ZM213 243H211L210 244V246L212 245ZM0 245V246H1ZM28 245V244H27ZM57 245V244H56ZM173 245V244H172ZM185 245H186V243H185ZM184 245V246H185ZM188 245V244H187ZM192 245V244H191ZM29 246V245H28ZM53 246V245H52ZM68 246V245H67ZM181 246V245H180ZM194 246V245H193ZM207 246H209L208 244H207ZM213 246V245H212ZM55 247V246H54ZM75 247H77V246H75ZM82 247V246H81ZM174 247V246H173ZM188 247H189V245H188ZM2 248V247H1ZM6 249V250H8L9 251V249ZM23 248V249H22ZM47 248V247H46ZM71 248V247H70ZM83 248V247H82ZM84 248H85V245H84ZM206 248V247H205ZM209 248H211V251H212V248H215V247H209ZM2 249H4V248H2ZM14 249V250H13ZM16 249H17V251L19 252H17L16 251ZM35 250H36V248H34ZM75 250H76V248H74ZM79 247H78V252L77 253H79ZM150 249V248H149ZM191 249V248H190ZM217 249V248H216ZM1 250V249H0ZM20 250V251H19ZM30 250V249H29ZM41 250V249H40ZM81 250V249H80ZM85 250V249H84ZM192 250V249H191ZM204 250V249H203ZM209 250V249H208ZM1 251H5V250H1ZM16 251V252H15ZM38 251V250H37ZM36 251V252H37ZM43 251V250H42ZM216 251V250H215ZM32 252V251H31ZM35 252V251H34ZM47 252H49V251H47ZM52 252V251H51ZM85 252H87V251H85ZM152 252V251H151ZM207 252V251H206ZM5 253H6V251H5ZM12 253H10V255L12 254ZM18 253V254H17ZM72 253V252H71ZM156 253H158V251L156 252ZM7 254H8V252H7ZM12 254V255H13ZM40 254V253H39ZM46 254V253H45ZM53 254V253H52ZM73 254V253H72ZM81 254L83 255V253L81 252ZM105 254H106V252H105ZM154 254H155V252H154ZM153 254V255H154ZM22 255V256H21ZM32 255V254H31ZM34 256L36 255V253L35 254H33ZM44 255V254H43ZM54 255V254H53ZM85 255V254H84ZM5 256V255H4ZM49 256V255H48ZM57 256H59V254L57 255ZM56 256V257H57ZM53 257V256H52ZM62 256H60L59 258H61ZM81 257V256H80ZM153 257V256H152ZM188 257V256H187ZM25 258V257H24ZM43 258V257H42ZM58 258V257H57ZM76 258V257H75ZM79 258V257H78ZM77 258V259H78ZM3 259H5V258H3ZM40 259V258H39ZM62 259V258H61ZM181 259V258H180ZM179 259V260H180ZM0 260H2V258H0ZM6 261H7V263H8V260L7 259H5ZM35 260H36V258H35ZM34 260V262H38V261H35ZM44 260H45V258H44ZM48 260H49V258H48ZM63 260V259H62ZM185 260H187V259H184V261ZM4 261V260H3ZM5 261V262H6ZM14 261V260H13ZM51 261H53L52 259H51ZM1 262V261H0ZM9 262H11V261H9ZM17 262V261H16ZM15 262V263H16ZM39 262H41V261H39ZM62 262V261H61ZM66 262V261H65ZM149 262V261H148ZM4 263V262H3ZM6 263V264H7ZM14 263V262H13ZM50 263V262H49ZM71 263V262H70ZM181 263V262H180ZM185 263V262H184ZM201 263H202V261H201ZM1 264V263H0ZM12 264V263H11ZM39 264V263H38ZM43 264H45V263H43ZM62 264V263H61ZM84 264H86L85 262H84Z\"/></svg>",
    "mask_w": 264,
    "mask_h": 264
}]
</instances>
